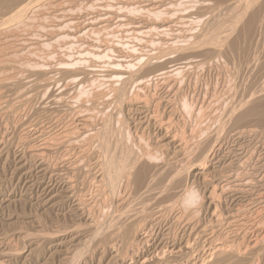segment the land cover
Here are the masks:
<instances>
[{
    "label": "bare ground",
    "instance_id": "6f19581e",
    "mask_svg": "<svg viewBox=\"0 0 264 264\" xmlns=\"http://www.w3.org/2000/svg\"><path fill=\"white\" fill-rule=\"evenodd\" d=\"M41 0H0V14H1V12H3V11H5V13L7 14H9L10 16H8V21H9V19L10 20H23V19H26V17L28 16V14L31 12V11H33L34 9V7L36 6V5H38V4H41V3H39ZM43 1V0H42ZM56 1V0H55ZM61 1V0H60ZM72 1V0H71ZM77 1V0H76ZM79 1V0H78ZM83 1V0H82ZM88 1V0H87ZM101 1V0H100ZM103 1V0H102ZM106 1H108V0H106ZM105 0L103 1V2H106ZM120 1V0H119ZM122 1V0H121ZM131 1V0H130ZM130 1H128L129 3H130ZM133 1V0H132ZM137 1V0H136ZM136 1L135 2H133L134 4L136 3ZM141 1V0H140ZM152 1H157L158 3H159V1H160V3L159 4H161V2H162V0H151V2ZM187 1V0H186ZM194 1V0H193ZM196 1V0H195ZM203 1V2H202ZM205 1H207V0H199V2L198 3H200V2H202L201 4H203V3H205L206 4V2ZM213 2H216L217 4H215V6H216V9L218 8L217 7V5L219 6V3H222V7H221V4H220V6H219V8L221 7V10L220 11H224L223 9H225L224 7L225 6H227V4L226 5H223V3H226V0L224 1V0H212ZM211 0H209L208 1V3L210 2V5H212L213 6V4L211 3L212 2ZM229 1V0H228ZM227 1V3H229V2H234V0H230L229 2ZM236 1V0H235ZM240 1V0H239ZM243 1H245V2H242V0L240 1V2H242V3H244L245 4V6L249 9H251V10H253L252 9V7H250V5H252V3H254L255 1L257 2V4H259V5H261V0L259 1V3H258V0H243ZM70 2V1H69ZM91 2V1H90ZM89 2V3H90ZM93 2H94V0H93ZM97 2V1H96ZM95 2V3H96ZM110 2V1H109ZM124 2V1H123ZM128 2H126V5L127 6H129V3ZM150 1L149 0H144L142 3H146V6H145V8L147 7L148 9H149V7L150 8H154V7H151V6H153V5H155L154 4V2H152L153 3V5H150V3H149ZM163 2H168V0L167 1H163ZM163 2H162V4H163ZM176 2H179V4H180V0H169V3L168 4H170V3H176ZM182 2V1H181ZM189 2H191V1H189ZM238 1H236V2H234V3H237ZM240 2H238L236 5L235 4H233V3H231V5H233V7L234 6H236V8H240V6L242 5H240L239 3ZM51 3H54V2H50V4ZM78 4H79V2H77ZM92 3V2H91ZM98 3V2H97ZM106 3H108V2H106ZM138 3V4H137ZM136 4L137 5H139V3L140 2H137ZM158 3H156V4H158ZM185 3V2H184ZM188 3V2H187ZM186 3V4H187ZM193 3V2H192ZM44 4V3H43ZM49 3L47 4V5H50ZM101 4V3H100ZM109 4V3H108ZM124 4V3H123ZM161 4V5H162ZM167 4V5H168ZM171 4V5H172ZM181 4H183V3H181ZM262 4H264V2H263V0H262ZM93 5V4H92ZM95 5V4H94ZM131 5V4H130ZM142 4L140 3V6H141ZM161 5H159V6H161ZM164 5V4H163ZM175 5V4H174ZM184 5V4H183ZM182 5V6H183ZM190 5H191V3H190ZM190 5H187V8H188V6H190ZM195 5V4H194ZM193 5V6H194ZM210 5H209V7H210ZM229 5H230V3H229ZM231 5H230V8H233V7H231ZM239 7H238V6ZM41 6V5H40ZM39 6V7H40ZM53 6V5H52ZM105 6V5H104ZM109 6V5H108ZM123 6V5H122ZM121 6V7H122ZM126 6V7H127ZM139 6V7H140ZM143 6V5H142ZM157 6V5H156ZM158 6V7H159ZM170 6V5H169ZM186 6V5H185ZM192 6V5H191ZM192 6V7H193ZM197 6V5H196ZM205 6V5H204ZM203 6V7H204ZM211 6V7H212ZM214 6V7H215ZM224 6V7H223ZM249 6V7H248ZM257 6V5H256ZM255 6V4H254V8H257V7H259V6H257L256 7ZM263 6V5H262ZM39 7H37V8H39ZM43 7V6H42ZM49 7V6H48ZM47 7V8H48ZM51 7V6H50ZM81 7V6H80ZM96 7V6H95ZM101 7H103V6H101ZM107 7V6H106ZM114 7V6H113ZM120 7V6H119ZM131 7V6H130ZM137 7V6H136ZM144 7V6H143ZM162 7V6H161ZM176 7H178V6H176ZM184 7V6H183ZM195 7V6H194ZM206 7V6H205ZM210 7V8H211ZM241 7H243V5L241 6ZM261 7V6H260ZM36 8V7H35ZM37 8H36V10H37ZM46 8V9H47ZM85 8V7H84ZM117 8V7H116ZM135 8V7H134ZM163 8H165V7H163ZM163 8H161L162 10H164ZM171 8V7H170ZM184 8H186V7H184ZM183 8V9H184ZM187 8H186V10H187ZM196 8V7H195ZM201 8V7H200ZM199 8V9H200ZM223 8V9H222ZM227 8V7H226ZM263 8V7H262ZM262 8H260V12H259V14L261 13L262 14V12L264 13V11H261V9ZM33 9V10H32ZM49 9V8H48ZM119 9V8H118ZM128 9H130V8H128ZM131 9H132V7H131ZM148 9H145V10H148ZM155 9V8H154ZM153 9V10H154ZM160 9V10H161ZM189 9H190V7H189ZM194 9V8H193ZM196 9H198V8H196ZM202 9V8H201ZM200 9V10H201ZM205 9H208V7L207 8H205ZM244 9L246 10V8L244 7ZM244 9L242 10V13L240 12V14H242L243 15V11H244ZM36 10H34V12L36 11ZM61 10V9H60ZM96 10H98V9H96ZM101 10V9H100ZM109 10V9H108ZM133 10H135V9H133ZM137 10H138V8H137ZM144 10V9H143ZM152 10V9H151ZM172 10V9H171ZM179 10V9H178ZM185 10V9H184ZM204 10V9H203ZM210 10V9H209ZM209 10H207L208 12H209ZM214 10V9H213ZM230 10V9H229ZM239 10H241V9H239ZM251 10H250V12H246V11H244V14H248L249 16H250V14L252 13L251 12ZM257 10V9H256ZM67 11V10H66ZM92 11V10H91ZM115 11V10H114ZM149 11V10H148ZM155 11V12H154ZM153 12H150V13H153V14H155L156 13V11H158V9L157 10H154ZM164 11H166V10H164ZM181 11V10H180ZM188 11V10H187ZM193 11H195L196 12V14H197V11L196 10H193ZM207 11H205L204 13H207ZM216 11V10H215ZM219 11V10H218ZM219 11V12H220ZM225 11H227L226 13H225V15L227 14V13H229V12H231V10L228 12V8H227V10L225 9ZM224 11V12H225ZM259 11V10H258ZM46 12V11H45ZM54 12V11H53ZM52 12V13H53ZM63 12V11H62ZM61 12V13H62ZM72 12V11H71ZM109 12V11H108ZM111 12H112V10H111ZM117 12V11H116ZM125 12V11H124ZM138 12V11H137ZM187 13L186 11H183V13ZM212 12V11H211ZM211 12H209V13H211ZM214 12V11H213ZM212 12V13H213ZM219 12H218V14H219ZM235 12V10H233V12L232 13H234ZM239 12V11H238ZM237 11H236V13H238ZM4 13V12H3ZM4 13V14H5ZM39 13V12H38ZM56 13V12H55ZM58 13V12H57ZM68 13V12H67ZM120 13V12H119ZM141 13V12H140ZM142 13H144V11L142 12ZM145 13H146V11H145ZM158 13H159V11H158ZM165 13V12H164ZM182 13V12H181ZM184 13V14H185ZM199 14H198V17L200 16V11L198 12ZM204 13H202L203 14V17H204ZM208 13V14H209ZM211 13V14H212ZM215 13H217V12H214V14L213 15H215ZM221 14H219L221 17L220 18H222V13L223 12H220ZM235 13V14H236ZM250 13V14H249ZM253 13H257V15H258V12H254L253 11ZM7 14V15H8ZM31 14V13H30ZM32 14H33V12H32ZM113 14V13H112ZM112 14H110V15H112ZM121 14V13H120ZM147 14L149 15V13L147 12ZM163 14V13H162ZM167 14V13H166ZM165 14V15H166ZM189 14V16H190V12L188 13ZM187 14V15H188ZM201 14V15H202ZM229 14H231V13H229ZM239 14V13H238ZM260 14V15H261ZM57 15V14H56ZM74 15V14H73ZM100 15V14H99ZM107 15V14H106ZM109 15V16H110ZM116 15V14H115ZM134 15V14H133ZM139 15V14H138ZM143 15H146V14H143ZM158 15H160V14H158ZM158 15H156V17L158 16ZM168 15V14H167ZM179 15V14H178ZM186 15V14H185ZM213 15H212V17H213ZM218 15V16H219ZM234 15V14H233ZM242 15H240V18H244V19H246L245 17H243ZM252 15V14H251ZM254 15V14H253ZM256 15V14H255ZM61 16V15H60ZM72 16V15H71ZM87 16V15H86ZM91 16V15H90ZM94 16V15H93ZM103 16V15H102ZM105 16V15H104ZM154 16V15H153ZM163 16H164V14H163ZM182 16H183V14H182ZM182 16H181V18H182ZM189 16H188V20H189ZM196 16V15H195ZM194 16V17H195ZM206 16H207V14H206ZM215 16H217V14L215 15ZM226 16H228V14L226 15ZM230 16V15H229ZM236 16V15H235ZM239 16V15H238ZM249 16H247V18L249 17ZM264 16V15H263ZM262 16V17H263ZM49 17V16H48ZM73 17V16H72ZM101 17V16H100ZM113 18H114V16H112ZM112 17H110V19L111 20H109V22L110 21H112ZM115 17H117V15L115 16ZM118 17H119V15H118ZM122 18H123V16H121ZM127 16H125V18H126ZM147 18H148V16H146ZM170 17V16H169ZM174 17V16H173ZM193 17V16H192ZM197 17V22H196V24L197 25H199L198 24V18ZM202 17V16H201ZM202 17V18H203ZM208 17V16H207ZM212 17H209L208 19H211L210 21L211 22H209L208 21V19L206 18L205 20H207L208 21V23H206L205 25H204V23H203V25L202 26H200V27H203L202 29L198 26V29H197V25L196 24H194V26L196 27V31L198 32V34H195L193 37L190 35V37H191V39L188 41V42H185V46H179L178 44H177V42H179L180 41V37L178 36L180 33L178 32V37H179V41L178 40H174V41H177L176 42V44H175V42L173 43V44H175V48L173 47V46H171L170 44H168L170 47H173L174 49H172L173 51H175L176 53H177V55L175 54V52H174V54L176 55V57L175 58H166L163 62H159V60L161 59V58H165V56H167V57H169V55L171 54V53H173L171 50H169V48H168V50L171 52L170 54L167 52H164V53H166V54H164L163 53V51H161L160 50V53H155V54H151V55H146V57H142L141 56V52L143 51V49L145 48V45H146V47H147V44H146V42L148 41V39L145 41V43H143L142 44V46L144 47V48H141L142 49V51H139V50H141L139 47V52H140V54H137L138 52H136V54L137 55H139V57H135V58H131L130 56L129 57H124L123 56V54L125 55L126 53H128V52H126L124 49H122V50H124L126 53H124V52H122L121 51V49L120 48H118V45L117 44H115L114 42H112V43H114L115 45H117V46H107L106 45V47H102V48H99L100 46H101V44L99 43V45L100 46H98V47H95L94 46V48L95 49H89V47H91V46H89L88 47V49H89V51H90V54H91V56L93 57V58H98L99 59V57L98 56H100V57H102L103 59L104 58H108L110 55H112V54H117V56L115 57L114 56V58H117V60H114L113 61V59H112V61L111 62H108V61H105V62H101L100 60V64H102L103 66H104V69H105V67L108 69V70H106V72H105V70H103V73L102 74H104V72L105 73H108V74H104V75H106L107 77H109V79H111L112 78V80H110V81H114V82H110V81H108V83L110 82V84L112 85L111 86V94H108L107 95V93H109V92H107L106 93V91L105 92H103V93H101L102 92V90H101V92L100 93H95V91L96 90H98V88H94L95 89V91H93L91 88H90V86H91V83L90 82H92L90 79L91 78H88L90 81H89V87H85V83H87V82H85V81H88V79H87V76H85V75H87L88 73H90L91 71L89 70V69H92L91 67H93V65L96 63V64H98L95 60H93L92 58H90V59H92L93 60V62H94V64L93 65H91V67L90 66H86V68L85 67H81L80 69L81 70H78L79 68H77V67H75L74 69L75 70H77V71H75L74 69H73V72L70 70V72H66V73H64V72H60V70L62 69V66H60L61 64H63V63H57V59L58 60H61L62 58H63V56H62V58L60 59V57L59 56H55V55H59V54H55L54 53V56L55 57H53V55H52V58H56V57H59V58H57L55 61H56V63L58 64V66H60V67H58V69L56 68V70H59L60 68V70H59V78L61 77V81H63V80H66V79H70L71 80V78H72V80L71 81H73V80H76V79H78V81H82V78L84 79V76L86 77V79L87 80H83L85 83V85L83 84V83H81V82H79V83H81L82 85H84L83 87L85 88V89H91V92L93 91L94 92V94H93V96L89 99L90 100V103L88 102V104H90V106L92 105V107L93 106H95L96 104H98V101L99 102H101V106L100 107H103V105L102 104H107V103H104V102H106V97L107 96H109V95H111V96H109V97H111L109 100H110V104L108 105L107 104V107H108V109L110 108L111 110V113H110V111H109V116H107V113H108V110H107V113H106V117H105V113L103 114V113H100V114H103V116L105 117V119H104V117H102V122H101V120H99V119H97L98 120V123L100 124V122H101V124L100 125H98L97 126V124H96V127L97 128H92L93 130H94V132H92L91 130V132L93 133H91V132H89L88 133V128L89 127H91V126H94V124L93 123H91V121L90 120H92V119H90L91 117H92V115H91V117L90 116H88V117H85V116H87L85 113H84V118H82L81 120H79V121H77L78 122V127H79V129L77 130L76 129V125H74V126H76L75 128H74V126L72 127V128H74V129H76L78 132L80 131V133L78 134L77 132H76V134L78 135V136H83V135H85L86 133H87V135L88 134H92V135H86V137L88 138V143H86V141L85 140H87V139H83V140H81V142L83 143V141H85V145L83 146V145H81V144H79L77 147H81L80 149H79V151H77V153L75 152V151H73V150H71L72 151V153H74L75 152V154L77 155V157L75 158V159H78V160H80L81 158H86L85 160H87L88 159V161H89V163H91V161L90 160H92L93 161V163H92V165L94 166L95 165V169L97 170H93L95 173L97 172V176L96 177H94V174L92 173V175H93V177H92V175L91 174H89V177H90V175H91V177L93 178V180H92V178H91V180L93 181V183H91V182H88L87 180V184L89 185L90 183V186H88L89 188L91 187V189L92 188H94L95 190H94V192H95V197H96V200H98L97 199V197H101V198H99V199H101L98 203H100L99 204V206L101 207V208H98V209H95L96 207V205H98V204H96L97 202H95V200L93 201V206H90V205H87V202L89 201V203H90V201L91 200H89L88 199V201H85V199L83 200L80 196L79 197H77V193H78V191L77 192H75V188L77 187V186H75V181L76 180H78V181H76V183H78L80 180L79 179H77V178H79V177H82L83 178V176L82 175H85L84 177H86V176H88V171H90V170H88V169H90V167L87 169V168H84L85 170H87V172L85 173V171L82 169L81 171H83L84 173L83 174H81L80 173V171H78V174H81V175H79V177H78V174L75 176L76 177V180L75 181H72L70 178H67L66 179V181H61V179H60V181H59V183H54V184H56V186H59V188L61 189L60 191H56L55 193H56V195H57V192H59L58 193V195H60V193L62 194V196L64 197V199H65V201H67V200H70V199H72V201L74 202V206H75V208H76V211L78 212H80L81 214H85L86 215V217H87V219H85V220H87V225H84V222L83 221H81V223H76L75 221V223L76 224H74V226L71 224L72 222L71 221H69V222H71V223H69V225L71 226V227H69V225H65V227L66 226H68L66 229L64 228L63 229V226H62V229H60V227H59V225H58V227H57V229L59 228V230H57L56 231V229H54L55 231H53L54 233L53 234H47L48 232H50V231H52L51 229H53V227H54V225H53V223H52V225H53V227L50 229L49 228V231L47 230V233L46 232H44L45 234L44 235H42L43 234V232H41L42 234H39L38 233V231H40V230H37L35 227L36 226H34V228L36 229H34V232L35 231H37V233L39 234H37V233H34L35 235H36V237H35V235H33L34 236V238L32 237V232H31V236L30 237H32V238H29L28 237V235L30 234H28V232L27 233H25V234H15L14 235V237L16 238V239H19V240H21V241H24L25 242V239H28V246L31 244V245H35V247L33 248V249H29V252H27L28 254L25 256H23L22 254L21 255H19V253H21V252H19V250L18 249H16L15 250V248H14V250L11 248V238L9 239V238H6V237H8L6 234H5V237H2V235H1V233H0V264H10V263H12V261H18V260H26V259H29V258H32L33 260H34V263H36V264H87V263H85L86 261H85V258H87V257H89L88 255H92L93 253H94V251L95 250H100L101 252H103V254L104 255H107L109 258H108V263L109 264H127V261H129V263L128 264H179L178 263V260L180 261V260H184V258H185V263L186 264H255V257H257V256H255V254L259 251V253H260V251L262 252V249L264 250V246L263 245H261V244H264V216H262V215H258L257 217L255 216V215H253L254 217H256L255 219H253V217L251 216L254 212L252 211H250L249 210V208L248 207H250V206H252V205H250L251 203H257V204H259V203H263V200L262 199H264V196L263 197H260L259 198V196H260V194H259V196L258 195H256L255 194V190H254V188H255V186H253V185H255L254 183H256V182H252V176L254 175H247V174H249V173H251V172H248V171H251V170H253L254 168H257L258 167V165H257V167H252V169L251 170H247V168L248 167H250V164H251V162L253 161V159H254V154H253V152L252 151H254V150H250V147H253L254 148V146H250V147H248L247 145H245L244 147H248V149H249V151H247V148H246V150H245V152L246 153H244L245 154V157H244V154H243V159H245L244 161H242L243 159L241 158V156H242V153H241V151H243L242 150V145H241V148L238 146H236L237 148L235 149L234 147V149L232 148V149H230L229 148V146H228V144H229V140L231 139L232 140V138H235V140H238V141H241L242 143L241 144H243V140H249L250 141V143L252 142L253 143V145L256 143H259V144H261L262 146H264V85H260L261 86V88H259V89H257L255 86H259V82H258V84H256V79H255V77L257 76V80H261V79H263L264 80V78H262V77H264V76H262V74H264V73H262L261 74V76H259L258 74H260V73H255V77H254V80H255V83H254V80H253V82H248L247 80L246 81H244L246 84H247V82L249 83V84H244V88L243 89H238V87H237V89H235V91L233 92V90H232V92H233V95L231 96V98H230V103L227 101V102H225V100H227V97L225 98V96H227V92H226V95H224V103H222L221 104V107L223 108V106L222 105H225V103H228V105L226 106V108H224V109H222V113L220 114V112H216L215 110H214V113H218V117L217 118H215L216 116H217V114H215L214 116V118L212 117V121H210L211 123H213V126H212V124H211V126L210 125H206V127H203V123H201V122H199V120H197L196 119V125H197V123H200V124H202V127L203 128H199V126H194V125H191V124H189V122H187L191 127H189V125L187 124V126L186 127H188V128H186L185 127V125H183V126H180L181 127V129H180V131H176V130H171V129H169V127H170V124H169V127L168 126H166V125H168L166 122H164V120H163V122L164 123H166V125H164L163 126V122H161L159 119L157 120V118H156V116L159 114V112H161L160 110H162V113H166L167 115H168V118L169 117H172V116H174L176 113H178L177 111H178V109H179V106H180V104H181V102H182V104H181V109L182 108H186V110H187V105H186V103L185 102H187V101H184V98H183V101H181L180 102V100H182V99H180L181 97H183L182 95V92H183V90H182V88L184 87L183 85H184V82H182L181 81V83H179L180 81H178V80H174L173 79V75H175V74H177V73H179V71L181 70V69H183V68H186V66L187 65H189L188 64V62H187V60H190L191 58H193V59H195L196 58V60H197V58H199L200 56L201 57H203L204 58V56H205V59H207L208 58V61L209 60H211L212 61V55L213 54H215V55H217V54H219V55H217L216 56V58L218 57V56H220L219 58H221V55L223 54V56H224V54H226V56L227 55H229V54H233V53H236V52H238V50H239V48H237L238 47V44L236 43V41L234 40L233 41V39H231V40H229V38H230V36L229 35H233V34H235V28L237 27H240V30L241 29H243V31L242 32H240V33H242V38H243V41H244V37H247L248 36V38H249V42H252L251 40H253L252 38H251V35L249 36L248 34H249V31H250V29H251V24H250V21H248L249 20V18H248V20H245L244 21V19L242 20V21H244V23H240V24H242L243 25V27L242 26H237L238 25V21H234V23H230L231 21L233 22V18H231V19H233V20H231V21H229V20H227L226 19V17H225V19L224 18H222V19H224L225 21L227 20V22L228 23H230V24H232V25H227L225 22H223V20L221 21V19H220V21H219V19H218V17H216V19L218 20H215V17L214 18H212ZM230 17H234V16H230ZM229 17V18H230ZM251 17H253V16H251ZM251 17H250V20H251ZM261 16H259V19H261L260 18ZM38 18V17H37ZM50 18V17H49ZM64 18V17H63ZM66 18V17H65ZM70 18V17H69ZM90 18V17H89ZM109 18V17H108ZM128 18V17H127ZM131 18V17H130ZM144 18V17H143ZM142 17H141V19H143ZM147 18H145V19H143V20H141V21H136L135 20V18H134V20H128V26H130V27H132V25H134V27H132V29H133V32L132 33H130L129 35L131 36V34H133V33H137L138 31H141L143 28H148V29H150L149 27H150V25H151V23L149 24V22H144V20L145 21H152L150 18L151 17H149L148 19ZM164 18V17H163ZM167 18V17H166ZM180 18V19H181ZM185 18L187 19V16H185ZM205 18V17H204ZM228 18V19H229ZM107 19V18H106ZM105 19V20H106ZM133 19V18H132ZM137 19V18H136ZM140 19V18H139ZM158 19H159V17H158ZM162 19V18H161ZM165 19V18H164ZM167 19H169V18H167ZM174 19V18H173ZM180 19H179V21H180ZM183 19H184V16H183ZM236 19H238V17H235V20ZM254 21L256 20H258L259 22H256L257 24H259V26L260 25H262V24H264V23H262L261 24V22H260V20L257 18H252ZM262 19H264V18H262ZM262 19H261V21H262ZM41 20V19H40ZM72 20H75L74 18H72ZM78 20H80V19H78ZM77 20V22H84L83 21V19H81L82 21H78ZM84 20L87 22V20L84 18ZM104 20V19H103ZM101 18H100V20H98V22H95V24H93V25H96L97 23L99 24V21H101L100 22V24H101V26H99V25H97V26H93L92 25V21H90L91 22V24L90 25H85V26H83V28H81L82 26H80V29L81 30H79V28L78 29H75V30H79L80 32L79 33H83V30H86L87 32L86 33H88L89 31H90V33L92 32L93 33V35H94V33L97 31V30H100V28H102V26L104 27V25H108V22H107V24H104L103 21ZM117 20V19H116ZM119 20H121V19H119ZM119 20L117 21L118 22V24H119ZM123 20V19H122ZM126 21H127V19H125ZM123 21V23H125L126 21ZM160 20V19H159ZM170 20V19H169ZM168 20V21H169ZM176 21L178 20V18L177 19H175ZM190 20H192V19H190ZM193 20H194V18H193ZM1 21V20H0ZM7 21V22H8ZM52 21V20H51ZM55 21V20H54ZM107 21V20H106ZM105 21V22H106ZM113 21H115V19H113ZM163 21H165V20H163ZM167 21V22H168ZM182 21V20H181ZM185 21V20H184ZM187 21V20H186ZM185 21V22H186ZM203 21H204V19H203ZM202 21V22H203ZM206 21V22H207ZM253 21V22H254ZM28 22H30V21H28ZM56 22V21H55ZM75 22V21H74ZM73 22V23H74ZM116 22V21H115ZM158 22V21H157ZM167 22H165V23H167ZM174 22L175 21H173L172 23L174 24ZM201 22V21H200ZM205 22V21H204ZM222 22H223V24L224 25H226V26H228L229 28H230V33H228V34H226V33H224L223 34V30H225L224 28H223V26H222ZM247 22V23H246ZM249 22V23H248ZM252 22V21H251ZM32 23V22H31ZM47 23V22H46ZM76 23V22H75ZM81 23V24H82ZM122 23V24H123ZM153 23H154V21H152V25H153ZM176 23V22H175ZM181 23V22H180ZM180 23H179V25H180ZM184 23V22H183ZM189 23V22H188ZM193 23H195V22H192V24ZM30 24V23H29ZM34 24V23H33ZM42 24V23H41ZM58 24V23H57ZM81 24H79V25H81ZM102 24H104V25H102ZM129 24H132V25H129ZM154 24H157V23H154ZM160 24H163L161 21H160ZM182 24V23H181ZM185 24V23H184ZM202 24V23H201ZM239 24V25H240ZM254 24V23H253ZM253 24H252V26H253ZM8 25H9V23H8ZM25 25H27V24H25ZM55 25V24H54ZM75 25V24H74ZM73 25V26H74ZM76 25H78V24H76ZM79 25L77 26V27H79ZM114 25V24H113ZM124 25V24H123ZM123 25H121V26H123ZM137 27H136V26ZM152 25H151V27H152ZM159 25V24H158ZM175 25H178V24H174V26ZM179 25L178 26H175L176 28H178L179 27ZM188 25V24H187ZM189 25H190V23H189ZM29 26V25H28ZM31 26V25H30ZM62 26V25H61ZM72 26V27H73ZM110 26H112V25H110ZM109 26V28H110V31H112L111 29V27ZM141 26H144V27H141ZM169 26V25H168ZM184 25L182 24V27H183ZM191 26V25H190ZM231 26V27H230ZM254 26H256V24L254 25ZM264 26V25H263ZM262 26V27H263ZM22 27H24V26H22ZM37 27V26H36ZM40 27H41V25H40ZM46 27V26H45ZM75 28H76V26H74ZM73 27V28H74ZM106 28H107V26H105ZM104 27V28H105ZM118 27V26H117ZM125 27H127L126 25H125ZM181 27V26H180ZM192 27H193V25H192ZM195 27H194V29H195ZM225 27V26H224ZM242 27V28H241ZM257 27V29H259V27L258 26H256ZM7 28V27H6ZM33 28V27H32ZM70 28H71V26H70ZM69 28V29H70ZM114 28H116V27H114ZM120 27H118V29H119ZM123 28V27H122ZM152 28H154V27H152ZM151 28V29H152ZM158 28H161V25H160V27H158ZM163 28V27H162ZM162 28L160 29V30H162ZM169 28H170V26H169ZM174 28V27H173ZM175 28V29H176ZM199 28H200V33H199ZM228 28V29H229ZM253 28V27H252ZM21 29V28H20ZM54 29V28H53ZM117 29V28H116ZM150 29V30H151ZM155 29H156V27H155ZM163 29H166V28H163ZM174 29V30H175ZM180 29V28H179ZM183 29H184V27H183ZM188 29H192V28H189V26H188V28H187V31H188ZM256 29V30H257ZM14 30V29H13ZM61 30V29H60ZM96 30V31H95ZM108 30V29H107ZM122 30V29H121ZM128 30V29H127ZM127 30H125L126 32H127ZM157 31L159 30V29H156ZM167 30H168V28H167ZM166 30V31H167ZM181 30H182V28H181ZM181 30H179L180 32H181ZM234 30V32H233V34H231V32ZM237 30H239V29H237ZM251 30H253V29H251ZM255 30V31H256ZM260 30V29H259ZM5 31V30H4ZM8 31V30H7ZM22 31V30H21ZM28 31V30H27ZM31 31V30H30ZM35 31V30H34ZM54 31V30H53ZM93 31H95V32H93ZM102 31H103V29H102ZM101 31V32H102ZM109 31V30H108ZM120 31V30H119ZM153 31V30H152ZM162 31H164V30H162ZM165 31V32H166ZM170 31V30H169ZM168 31V32H169ZM175 31H178V30H175ZM174 31V32H175ZM184 31V30H183ZM193 31V30H192ZM258 31V30H257ZM257 31H256V33H257ZM262 31H264V30H262ZM33 32V31H32ZM41 32V31H40ZM85 32V31H84ZM100 32V33H101ZM105 32H107V31H105ZM104 32V33H105ZM113 32H115L116 33V30L114 31V29H113ZM122 32H124V31H122ZM122 32H120V33H122ZM126 32H125V34H126ZM146 32V31H145ZM197 32H194V33H197ZM239 32V31H238ZM252 32V31H251ZM259 32V31H258ZM260 32H261V30H260ZM54 33V32H53ZM62 33V32H61ZM69 33V32H68ZM89 33V34H90ZM97 33V32H96ZM95 33V34H96ZM100 33H97V34H100ZM141 33V32H140ZM142 33H144V32H142ZM159 33H161V32H159ZM177 33V32H176ZM184 33V32H183ZM183 33H182V35H183ZM187 33V32H186ZM185 33V35H187ZM192 33V32H191ZM236 33H237V31H236ZM255 32L253 31V34H254ZM255 33V34H256ZM263 33V32H262ZM85 34V33H84ZM83 34V35H84ZM96 34V35H97ZM106 34V33H105ZM104 34V35H105ZM108 34V33H107ZM111 34H114V33H110V36H116V35H111ZM119 33H117V35H118ZM123 34V33H122ZM167 34V33H166ZM188 34H189V31H188ZM222 34V35H221ZM226 34V35H225ZM250 34H252V33H250ZM264 34V33H263ZM72 35H73V32H72ZM75 35V34H74ZM90 35H92V34H90ZM101 36L103 35L102 33L100 34ZM136 35V34H135ZM138 35V34H137ZM163 35V34H162ZM168 35V34H167ZM182 35H181V37H182ZM185 35H183V36H185ZM239 35V34H238ZM258 35H260V34H258ZM44 36V35H43ZM56 36V35H55ZM76 36V35H75ZM79 36V35H78ZM87 37H88V34L86 35ZM98 36V35H97ZM119 36V41H117V40H115V41H117L118 43L119 42H122V39H123V37L125 38V35H121V36H123V37H121L122 39H121V41H120V35H118ZM117 36V37H118ZM127 36V35H126ZM129 36V37H130ZM220 36H222V37H220ZM236 36V35H235ZM240 36V35H239ZM254 36V35H253ZM261 36H262V34H261ZM79 37H81V34H80V36ZM82 37H84V36H82ZM94 37V36H93ZM117 37H115L116 39H117ZM137 37V36H136ZM186 37V36H185ZM187 37H188V35H187ZM232 37V36H231ZM256 37L257 36H255V38L254 39H256ZM54 38V37H53ZM52 38V39H53ZM65 38V37H64ZM76 38H78V37H76ZM85 38V37H84ZM84 38H82V39H84ZM98 38H100V37H98ZM102 38V37H101ZM100 38V39H101ZM106 38V37H105ZM111 38V37H110ZM109 38V40L108 41H111V39ZM131 38V37H130ZM146 38H149V36L148 37H146ZM159 38V37H158ZM164 38V37H163ZM167 38V37H166ZM174 38H176V37H174ZM234 38V37H233ZM251 38V39H250ZM259 38L260 39H262V38H264V36L263 37H257V39L259 40ZM3 39V38H2ZM22 39V38H21ZM36 39V38H35ZM62 39V38H61ZM70 39V38H69ZM96 38L94 37L93 38V40H91V42H88V44L89 43H92L94 40H95ZM112 39H114L113 37H112ZM185 39V38H184ZM188 39H189V37H188ZM235 39V38H234ZM239 39H240V37H239ZM75 41H76V39H74ZM87 40V39H86ZM99 40V39H98ZM102 40V39H101ZM101 40H99L101 43H102V41ZM127 39L125 38V41H126ZM150 40H151V37H150ZM161 40V39H160ZM162 40H165V39H162ZM182 40V39H181ZM186 40V39H185ZM237 40V39H236ZM18 41H21V40H18ZM29 41V40H28ZM37 41V40H36ZM96 41V40H95ZM106 41V39H104V43H106L105 42ZM114 41V40H113ZM140 41V40H139ZM142 41V40H141ZM144 41V40H143ZM154 41V40H153ZM173 41V40H172ZM183 41V40H182ZM187 41V40H186ZM238 41V40H237ZM242 41V40H241ZM255 41L256 42H258L257 40H254V42H252V43H255ZM263 42H260V44L261 43H264V40H262ZM26 42V41H25ZM59 42V41H58ZM63 42V41H62ZM98 42V41H97ZM97 42H96V44H97ZM148 42H150V41H148ZM147 42V43H148ZM152 42V41H151ZM158 42V41H157ZM160 42V41H159ZM169 42V41H168ZM181 42V41H180ZM245 42V41H244ZM7 43V42H6ZM16 43V42H15ZM37 43V42H36ZM48 43V42H47ZM65 43V42H64ZM80 43H82V42H80ZM84 43V42H83ZM87 42H85L84 44H86ZM108 43V42H107ZM106 43V44H107ZM125 43V42H124ZM124 43H121L122 45L124 44ZM128 43V42H127ZM131 43H133V41L131 42ZM182 43V42H181ZM181 43H179V44H181ZM239 43V46H240V42H238ZM243 43V42H242ZM13 44V43H12ZM38 44V43H37ZM93 44H94V42H93ZM93 44H92V46H93ZM109 44V43H108ZM110 44H111V42H110ZM120 44V45H121ZM129 44V43H128ZM134 44V43H133ZM139 44V43H138ZM167 44V43H166ZM246 44V43H245ZM259 44V43H258ZM258 44H256V46L258 45ZM24 45V44H23ZM36 45V44H35ZM55 45V44H54ZM66 45H67V43H66ZM81 45H83V44H81ZM105 44H103L102 46H104ZM112 45V44H111ZM122 45L120 46V47H122ZM129 45H131V44H129ZM128 45V47H130L129 49H130V55H131V46H129ZM182 45H183V43H182ZM244 45V44H243ZM243 45H242V47H243ZM20 47L22 46V45H19ZM27 46H29V45H27ZM26 46V47H27ZM30 46H31V44H30ZM29 46V47H30ZM38 46V45H37ZM40 46H41V44H40ZM79 46V45H78ZM84 46H88V45H84ZM126 46V45H125ZM124 46V47H125ZM132 46H134V45H132ZM137 45H135V47H136ZM141 46V45H140ZM149 46V45H148ZM162 46L163 45H161L160 47L162 48ZM165 46V45H164ZM248 46V45H247ZM255 46V45H254ZM255 46V47H256ZM33 47V46H32ZM31 47V48H32ZM55 47H57V46H55ZM61 47V46H60ZM81 47V46H80ZM123 47V48H124ZM128 47H126V49L128 48ZM154 47H156V46H154ZM241 47V46H240ZM257 47H261V45L259 46H257ZM3 48V47H2ZM9 48V47H8ZM46 48V47H45ZM69 48V47H68ZM149 48V47H148ZM244 49H247L248 47H246L245 48V46L243 47ZM243 48L242 49H240V50H242V52H243ZM262 48H263V46H262ZM22 50H24L23 48H21ZM28 49V48H27ZM26 49V50H27ZM57 49H58V47H57ZM75 49V48H74ZM73 49V50H74ZM82 49V48H81ZM84 49V48H83ZM82 49V50H83ZM88 49L86 48V49H84V50H87L88 51ZM128 49V50H129ZM133 49V48H132ZM136 49V48H135ZM146 49V48H145ZM150 49V48H149ZM156 49V48H155ZM250 49H252V48H250ZM254 49V48H253ZM255 49H258V48H255ZM31 50V49H30ZM80 50V49H79ZM78 50V51H79ZM152 50H153V48H152ZM264 50V49H263ZM262 50V51H263ZM20 51V50H19ZM31 51H33V50H31ZM77 51V50H76ZM89 51H88V53H89ZM133 51V50H132ZM136 51V50H135ZM145 51V50H144ZM154 51H156V50H154ZM248 52L247 53H249V49L247 50ZM254 51V50H253ZM252 51V52H253ZM259 51V53L261 52L262 53V51H261V49L260 50H258ZM15 52H18V51H15ZM41 52V51H40ZM54 52V51H53ZM74 52V51H73ZM85 52V51H84ZM147 52V51H146ZM240 52V51H239ZM239 52L237 53V55L239 54ZM242 52H240L241 54H240V56L241 55H243L242 54ZM255 52V51H254ZM264 52V51H263ZM19 53V52H18ZM36 53V52H35ZM49 53V52H48ZM59 53V52H58ZM77 53V52H76ZM206 53H208L207 55H205ZM244 53V52H243ZM246 53V52H245ZM251 53V52H250ZM249 53V54H250ZM256 53H257V51H256ZM259 53H257V54H259ZM80 54V53H79ZM90 54H88V55H90ZM169 54V55H168ZM174 54H172V55H174ZM202 54V55H201ZM2 55H4V54H2ZM24 55V54H23ZM27 55V54H26ZM25 55V56H26ZM48 55V54H47ZM70 55V54H69ZM82 55H83V53H82ZM85 55V54H84ZM128 55V54H127ZM126 55V56H127ZM142 55H144V53H142ZM171 55V56H172ZM246 55V54H245ZM244 55V56H245ZM253 55H255V57H257L256 56V54L254 53ZM253 55H251V56H253ZM261 55V54H260ZM260 55H259V57H260ZM30 56V55H29ZM76 56V55H75ZM78 56H80L81 57V55H78ZM78 56H77V58H78ZM132 56V55H131ZM133 56H136V55H134L133 54ZM199 56V57H198ZM214 56V55H213ZM222 56V57H223ZM224 56L225 58H229V56ZM235 55H233V58H236V57H234ZM239 55H238V58H236V59H239V57H240ZM243 56V57H244ZM66 57V56H65ZM80 57H79V59H80ZM87 57V56H86ZM111 57V56H110ZM113 57V56H112ZM195 57V58H194ZM223 57V58H224ZM230 57H232V56H230ZM242 57V56H241ZM240 57V58H241ZM246 57V56H245ZM244 57V58H245ZM263 57V55H261V57L260 58H262ZM25 58V57H24ZM47 58V57H46ZM76 58V57H75ZM77 58L75 59V60H77ZM82 58V57H81ZM119 58V59H118ZM127 58H130V60H128ZM143 58H145V59H143ZM203 58H201V60H199L200 61V66H201V64H203V66H204V64H206L207 62H206V60L205 59H203ZM214 58V57H213ZM219 58H218V60H219ZM246 58H248V57H246ZM249 58H250V56H249ZM254 57H252V59H253ZM264 58V57H263ZM5 59V58H4ZM64 59V58H63ZM87 59V58H86ZM109 59V58H108ZM200 59V58H199ZM231 61L232 60H234L235 61V59H231V58H229ZM243 59V58H242ZM242 59H239L240 61L242 60ZM252 59H250V61L252 60ZM8 60V59H7ZM39 60V59H38ZM52 60V59H51ZM65 60V59H64ZM75 60H74V62H75ZM83 60H85V58H83ZM91 60V61H92ZM97 60V59H96ZM110 60V59H109ZM205 60V62L204 63H201V61H204ZM214 61H215V59H213ZM217 60V61H218ZM226 61H229V60H227V59H225ZM224 59H223V62L225 61ZM249 60V59H248ZM248 60H244V61H247L248 62ZM258 60V59H257ZM256 59H255V61H257ZM262 60V59H261ZM261 60H259V61H261ZM19 61H21V60H19ZM53 61V60H52ZM66 61H68L69 62V60H66ZM66 61H64V63L66 62ZM79 61V60H78ZM88 61V60H87ZM91 61H89V63L91 62ZM199 61H197V62H199ZM210 61V62H211ZM220 61V60H219ZM225 61V62H226ZM233 61V62H234ZM237 61V60H236ZM243 61V60H242ZM264 61V60H263ZM8 62V61H7ZM10 62H13V58H12V61H10ZM10 62H9V64H10ZM49 62V61H48ZM68 62H67V65H65V64H63V65H65L67 68L69 67L68 66ZM77 62V61H76ZM80 62H82V61H80ZM194 62H196V61H194ZM195 63V64H198V63ZM224 62V63H225ZM239 62V61H238ZM246 62V63H247ZM252 62L254 63V60H252ZM14 63H15V61H14ZM29 63V62H28ZM36 63V62H35ZM44 63V62H43ZM73 63V62H72ZM71 63V64H72ZM84 63L86 64L87 62H85L84 61ZM83 63V64H84ZM89 63H87V64H89ZM193 63V61L192 62H190V64H192ZM215 63H216V61H215ZM214 63V64H215ZM221 63V62H220ZM220 63L218 64V63H216V65L218 64V68L219 67H221V65H220ZM223 63V64H224ZM242 63V62H241ZM257 63H259V62H257ZM257 63H256V65H255V67H258L260 64H261V62H260V64L257 66ZM263 63V62H262ZM9 64H7L6 65V67L9 65ZM22 63H20V65H21ZM47 64V63H46ZM51 64H52V62H51ZM57 64H56V66H57ZM60 64V65H59ZM74 64V63H73ZM77 64V63H76ZM85 64H84V66H85ZM86 64V65H87ZM195 64H192V65H190V66H192L193 68H196L195 66ZM208 64H210V63H208ZM207 64V67L209 66ZM213 64V62H212V66L214 65ZM222 64V65H223ZM245 64V63H244ZM248 64V66H249V63H247ZM19 65V66H20ZM23 65V64H22ZM26 65V64H25ZM24 65V66H25ZM30 65V64H29ZM38 65H40V64H38ZM44 65V64H43ZM53 65H54V68L56 67L55 66V64H52V69H50V71L48 72V74L49 73H52L51 71L53 70ZM78 65L79 66H81L82 64H79L78 63ZM77 65V66H78ZM90 65V64H89ZM199 65H197V66H199ZM211 65V64H210ZM220 65V66H219ZM227 65V66H226ZM226 65H223V66H226V67H228L230 64H227L226 63ZM242 66L243 64H241L240 65V62H239V64H237L236 63V67L237 66ZM253 65V66H254ZM263 65V66H262ZM261 66H259V67H264V64H262ZM15 66H17L18 67V65H16L15 64ZM49 67H50V65H48ZM71 66V65H70ZM101 66V65H100ZM99 66V64L97 65V67H100ZM102 66V67H103ZM138 66V67H137ZM234 66V65H233ZM233 66H231L232 68H233ZM247 66V65H246ZM247 66V67H248ZM11 67H12V65H10L9 67H7L8 69L10 68L11 69ZM20 67H22V66H20ZM20 67H18V68H20ZM33 67V66H32ZM36 67V66H35ZM65 67V68H66ZM135 67H137V69L135 68ZM230 67V68H231ZM235 67V66H234ZM235 67V68H236ZM252 67V66H251ZM250 67V68H251ZM259 67H258V72H263V71H260V70H262L263 68H260L259 69ZM3 68V67H2ZM13 68H15V67H13ZM12 68V69H13ZM37 68H39V67H37ZM66 68V69H67ZM83 68H85V69H83ZM89 68V69H88ZM101 68V67H100ZM100 68H95V69H98V71L100 72ZM133 68V69H136L135 71H130L131 69ZM212 68V67H211ZM210 68V69H211ZM213 68H215L214 66H213ZM225 68V67H224ZM232 68L231 69H229L228 68V70L231 72V70H232ZM243 68L244 67H241V70H243ZM246 68V67H245ZM249 68V67H248ZM249 68V69H250ZM21 69L22 70H24L23 68H20V69H15V70H20V72H21ZM26 69V68H25ZM29 69V68H28ZM34 69V68H33ZM42 69V68H41ZM39 70V72L41 71V74H43L42 72L44 71V69H43V71L42 70ZM47 69H49V68H47ZM46 68H45V70H47ZM65 69V70H66ZM69 69V68H68ZM72 69V68H71ZM94 69V70H95ZM188 70H186L187 72H191V71H189L190 69H191V67H190V69L189 68H187ZM199 69V68H198ZM203 69H204V67H203ZM205 69H206V67H205ZM208 69V68H207ZM209 69V70H210ZM216 69V68H215ZM214 69V70H215ZM223 69V68H222ZM222 69H221V71H222ZM226 69V71H227V68H225ZM224 69V70H225ZM234 69V68H233ZM238 69L239 68H237V69H235L233 72H236V75L238 74V73H240L239 75H242L241 73L243 72V71H241V70H239L238 71ZM249 69H247V71H249ZM255 69V70H254ZM251 72H253V71H256V68H254ZM87 70H89V71H87ZM93 70V69H92ZM93 70V71H94ZM219 70H220V68H219ZM264 70V69H263ZM36 71V70H35ZM102 71V70H101ZM109 71V72H108ZM185 71V70H184ZM183 71V72H184ZM185 71V72H186ZM194 71H196V69H192V72L194 73ZM198 71V70H197ZM197 71L195 72L196 74H197ZM203 71H205V70H203ZM217 71H218V69H217ZM18 72V71H17ZM24 72H25V70H24ZM26 72H28L29 73V76H31V77H29L30 78V80H31V78H33V73L31 72V70L29 69V71L27 70ZM32 74H31V73ZM33 72H34V70H33ZM38 72V71H37ZM38 72V73H39ZM47 72V71H46ZM45 72V73H46ZM95 72H97V71H94V74H98V72L97 73H95ZM184 72V73H185ZM187 72H186V74H187ZM192 72L190 73L191 74V76L193 75L192 74ZM202 72V68H201V70H200V73ZM207 72V71H206ZM210 72V71H209ZM209 72L207 73V75L209 74ZM212 72V71H211ZM219 72V71H218ZM223 72V71H222ZM221 72V73H222ZM225 72V71H224ZM223 72V73H224ZM230 72H226V73H230ZM246 72V71H245ZM250 71L248 72L249 74L251 73ZM21 73H23V72H21ZM36 73V72H35ZM38 73H36L37 74V76H39L38 78H41L40 77V75L38 74ZM92 74H93V72H91ZM205 73V72H204ZM244 73V72H243ZM254 73H252L253 75H254ZM31 74V75H30ZM47 74V73H46ZM46 74H45V79L47 78H50V76H51V80L52 79H54L53 77H52V75L53 74H57L56 72L54 73V70H53V74L52 75H49L48 77H46ZM62 74V75H61ZM91 74V77L93 78V76L95 77H97V76H101L102 74H100V75H92ZM202 74V73H201ZM206 74V73H205ZM232 74V73H231ZM230 74V80H232L231 78H232V75ZM246 74V73H245ZM248 74V75H249ZM16 75V74H15ZM35 75V74H34ZM89 75V74H88ZM185 75V74H184ZM189 75V74H188ZM188 75H186L185 77H187ZM203 75V74H202ZM221 75V74H220ZM224 75V74H223ZM229 75V74H228ZM238 75V76H239ZM252 75V76H253ZM14 76V75H13ZM22 76V75H21ZM19 76L20 78H22V77H24V76H26V75H24V76ZM28 76V75H27ZM36 76V75H35ZM37 76L35 77V78H37ZM42 76H44V75H42ZM54 76V75H53ZM56 77H58L57 75H55ZM79 76H83L81 79L79 78ZM190 76V75H189ZM191 76L189 77L190 79H191ZM196 76H198V75H196ZM206 76V75H205ZM251 76V75H250ZM3 77V76H2ZM16 77V76H15ZM55 77V78H56ZM195 77V76H194ZM200 76H198L197 78H199ZM201 77H203V76H201ZM224 77V76H223ZM228 77V76H227ZM234 77H235V75H233V80H234V85H235V83H239L240 82V80L239 81H237L239 78H237V80H236V82H235V79H236V77H235V79H234ZM241 77V76H240ZM242 77H244V74H243V76ZM245 77H246V75H245ZM259 77V78H258ZM4 78H5V76H4ZM4 78H2L4 81H5V79L6 78H8V77H6L5 79ZM9 78H10V76H9ZM8 78V79H9ZM14 78V77H13ZM20 78L18 79L17 77L16 78H14V79H17V80H20ZM24 78H26V77H24ZM34 79V80H37V81H41L42 82V80H39V79ZM99 78V77H98ZM98 78H95V80H93L95 83L97 82V81H99V79ZM102 79H103V77H101ZM182 77H180V80H182L181 79ZM188 78V77H187ZM196 78V79H197ZM204 78V77H203ZM225 78V77H224ZM229 78V77H228ZM251 78L252 77H250V78H248V79H250L251 80ZM1 79V80H2ZM12 79V78H11ZM13 79V81H12V83H15V80ZM23 79V78H22ZM21 79V80H22ZM43 79V78H42ZM57 79V78H56ZM56 79H54L55 81V83L54 82H52L53 83V85L55 84L56 85ZM80 79V80H79ZM96 79H97V81H96ZM107 78H105L104 77V79L103 80H106ZM108 79V80H109ZM177 79V78H176ZM179 79V78H178ZM185 79V78H184ZM194 79V78H193ZM201 79V78H200ZM199 79V80H200ZM245 79H247V78H245ZM245 79H242V80H245ZM27 80H29V79H27ZM33 80V81H34ZM44 80V79H43ZM58 80V79H57ZM60 80V79H59ZM58 80V81H59ZM102 80V81H103ZM198 80V81H199ZM4 81H2L1 83H0V91H1V89H10L11 91H7L8 93H5V95L7 94H9V92H11L12 93V89H13V87L15 88L16 86H14V85H9L10 83H5ZM6 81H7V79H6ZM24 81H26V80H23L22 82L25 84V82ZM32 81V80H31ZM30 81V82H31ZM46 81V80H45ZM48 81H49V79H48ZM57 81V82H58ZM60 81V82H61ZM107 81V80H106ZM118 81V83H116ZM177 81H178V83L181 85V87L179 86V84L177 83ZM185 81V80H184ZM188 81V80H187ZM200 81H202V80H200ZM204 81V80H203ZM215 81V80H214ZM228 81V80H227ZM227 81H226V78L224 79V81H223V83H227ZM11 82V81H10ZM16 82H18V83H20L19 81H16ZM29 82V83H30ZM60 82H58L59 84H60ZM64 82V81H63ZM61 83V84H64V83ZM105 82V81H104ZM191 82V80H189V82L187 83V87H188V84ZM195 82V81H194ZM197 82V81H196ZM195 82V83H196ZM216 82H217V80H216ZM221 82V81H220ZM243 82V83H244ZM261 82V81H260ZM17 83V84H18ZM28 83V84H29ZM31 83H33V82H31ZM38 83H40V82H38ZM38 83H37V85H38ZM43 84H44V82H42ZM42 83L39 85L40 86V88L42 89V87L43 88H45L43 85H42ZM47 84H48V86H53V85H51L50 84V82L48 83V82H46ZM67 83V85L69 86V85H71L73 88H74V90H75V87L72 85V84H68V82H66ZM66 83H65V85H66ZM74 84H75V82H73ZM77 83V82H76ZM93 83V82H92ZM94 83V84H95ZM98 83V82H97ZM100 83V82H99ZM107 82H105L104 84L105 85H107L106 84ZM215 83V82H214ZM230 83H232V82H230ZM241 83H242V81H241ZM254 83V84H253ZM16 84V83H15ZM24 84H20V88L22 89L21 91H24L25 92V90H26V93H28L27 91L29 90L28 89V87H26ZM27 84V83H26ZM35 84H36V81H34V85L32 84L31 86H35ZM50 84V85H49ZM78 84V83H77ZM101 84V85H100ZM99 85L100 86H102V84L103 83H100ZM109 84V85H110ZM114 84H117L116 86L114 85ZM118 84H119V86H118ZM183 84V85H182ZM197 84V83H196ZM200 84V83H199ZM222 84V83H221ZM228 84H229V82H228ZM19 85V84H18ZM42 85V86H41ZM67 85L66 86H63V87H66V89L68 90L67 91V93H66V91L65 92H60V90H59V93L57 92V94H55V95H58V94H62V95H64V93H66V95L67 94H70L69 93V90H72V89H68L67 88ZM80 85V84H79ZM109 85H107V87L109 86ZM190 85H192L191 83H190ZM195 85V84H194ZM215 85V84H214ZM217 86H218V84H216ZM215 85V86H216ZM225 85V84H224ZM224 85H222V86H224ZM231 85V84H230ZM239 84H237V86H238ZM13 86V87H12ZM28 89H25V90H23V88H25V87ZM29 86V85H28ZM31 86H29V88H31L32 89V87ZM47 86V87H48ZM58 86V85H57ZM56 86V87H57ZM60 86V85H59ZM96 87H97V85H95ZM193 86V85H192ZM196 86V85H195ZM215 86H214V89H217L218 87H216L215 88ZM221 86V87H222ZM240 86V85H239ZM11 87H12V89H11ZM36 88H37V86H35ZM46 87V88H47ZM62 87V89H64ZM71 87V88H72ZM92 87V86H91ZM104 87V85L101 87V88H103ZM106 87V86H105ZM186 87V86H185ZM187 87H186V89H187ZM191 87V86H190ZM190 87H189V89H190ZM200 87H201V85H200ZM205 88L207 87V86H204ZM220 87V88H221ZM227 87V86H226ZM226 87H222L221 89H224L225 91H226ZM231 87V86H230ZM229 87V85H228V87L227 88H230ZM233 87V86H232ZM236 87V86H235ZM253 87H255V89H257V90H254L253 89ZM39 88V87H38ZM37 88V89H38ZM55 88V87H54ZM53 88V89H54ZM59 88H61V87H59ZM58 88V89H59ZM83 88V89H84ZM197 88V87H196ZM202 88V87H201ZM205 88H204V90H205ZM209 88V90H210V87H208ZM219 88V89H220ZM15 89H18V87L17 88H15ZM35 89V88H34ZM37 89H35V92H36V90ZM52 89V90H53ZM61 89V90H62ZM78 90H79V88H77ZM80 89H82V87L80 86ZM82 89V90H83ZM88 89H87V91H88ZM90 89H89V92H90ZM105 89V88H104ZM104 89H103V91H104ZM151 89V92L149 91L148 92V90H150ZM192 89H193V87H192ZM213 89V88H212ZM219 89H218V92H219ZM220 89V90H221ZM233 89V88H232ZM3 90H2V92H3ZM43 90V89H42ZM41 90V91H42ZM55 90H56V88H55ZM65 90V89H64ZM63 90V91H64ZM81 90V91H82ZM109 90V88L107 89V91ZM197 90H199V89H197ZM203 90V91H204ZM208 89H206V91H207ZM223 90V91H224ZM228 90V89H227ZM15 91V90H14ZM13 91V94H19V92H17L16 93V91L14 92ZM56 91H58V90H56ZM80 91V90H79ZM85 90H83V93L85 94V92H84ZM86 91V92H87ZM163 93H162V92ZM184 91H185V88H184ZM191 91V90H190ZM193 91H194V89H193ZM200 91H202V90H200ZM199 91V92H200ZM206 91H204L202 94H204V93H206ZM210 91H212V90H210ZM222 91V90H221ZM220 91V92H221ZM229 91H231L230 89L228 90V92ZM23 92V93H24ZM31 92H33L34 93V91H33V89L31 90ZM52 92V91H51ZM72 92V91H71ZM78 92V91H77ZM76 92V95L79 93H77ZM187 92V91H186ZM208 92V91H207ZM213 92V91H212ZM10 93V94H11ZM22 93V92H21ZM38 93V92H37ZM39 93H40V91H39ZM73 93L75 94V92L73 91L72 92V95H73ZM106 93V94H105ZM159 93H162V94H159ZM184 93V92H183ZM188 93V92H187ZM211 93V92H210ZM224 93V92H223ZM0 94H2V93H0ZM9 94V95H10ZM25 94V93H24ZM29 94V93H28ZM28 94H25V95H27L28 96ZM35 94V93H34ZM45 94H46V92H45ZM53 94V93H52ZM80 95L79 96H81V93H79ZM84 94H82V95H84ZM86 94H88V93H86ZM182 94V95H181ZM185 95H186V93H184ZM192 94V93H191ZM208 94V93H207ZM206 94V95H207ZM214 94H215V92H214ZM218 94V93H217ZM220 94V93H219ZM218 94V95H219ZM225 94V93H224ZM230 94H231V92H230ZM4 95V94H3ZM5 95H4V97H5ZM16 95V96H17ZM20 95V94H19ZM61 95V96H62ZM75 95V96H76ZM181 95V96H180ZM199 95H201V92L199 93ZM198 95V96H199ZM205 95V94H204ZM212 95V94H211ZM216 95V94H215ZM215 95H213V96H215ZM217 95V96H218ZM221 95H222V93H221ZM1 96V95H0ZM14 96V95H13ZM22 96H24V95H22ZM22 96H20L21 97V99H20V97H19V99L20 100H22ZM37 96V95H36ZM35 96V97H36ZM52 96V95H51ZM54 96V95H53ZM58 96H60V95H58ZM65 96V95H64ZM69 96V95H68ZM79 96L77 95L76 96V98H79ZM87 97H88V95H86ZM187 96V95H186ZM186 96H184V97H186ZM189 96V95H188ZM194 96V93L191 95V97H193ZM197 96V99H200L201 98V96H200V98ZM203 96V95H202ZM209 96V95H208ZM217 96H215V97H213L212 99H216V98H221V97H217ZM4 97H2L3 99H4ZM9 97H11V96H9ZM15 97V96H14ZM17 97V98H18ZM29 97V96H28ZM30 97H32V96H30ZM29 97V98H30ZM35 97H33V98H35ZM45 97H47V96H45ZM55 97V96H54ZM53 97V98H54ZM70 97H71V95H70ZM70 97H68V98H70ZM73 97V96H72ZM71 97V98H72ZM82 98L84 97V96H81ZM81 97L79 98L81 101H84V100H87V97L85 98L84 97V100L83 99H81ZM190 97V98H191ZM206 97V96H205ZM230 97V96H229ZM1 98V97H0ZM7 98H8V96H7ZM7 98H5V100L7 99ZM11 98H13V97H11ZM11 98H8L9 100L11 99ZM24 98V97H23ZM56 98H58L57 96H56ZM56 98L53 100L54 101V104H56V102L58 101V100H56ZM62 98V97H61ZM67 98V97H66ZM74 98V97H73ZM203 98V97H202ZM208 98V97H207ZM210 98V99H209ZM209 100H208V102L209 101H211L212 99H211V96H209ZM8 99H7V101H6V105H10V101H12L13 102V100L11 99L9 102H8ZM32 99V98H31ZM59 99V98H58ZM91 99H92V102H91ZM178 99H180V100H178ZM186 99V98H185ZM188 99V98H187ZM214 99V101H216L217 102V99L215 100ZM223 99V98H222ZM221 99V100H222ZM4 100V101H5ZM16 100V99H15ZM18 100V99H17ZM26 100H28V99H26ZM38 100V99H37ZM67 100H69L70 102H72V100L71 99H67ZM78 100V99H77ZM88 100V101H89ZM189 100H192V99H189ZM194 100V99H193ZM193 100L192 101H190L191 103L193 102ZM196 100V99H195ZM219 101H221L220 99H218ZM19 101V100H18ZM23 101V100H22ZM22 101H21V103H22ZM39 101H40V99H39ZM48 101H49V99H48ZM47 101V102H48ZM68 101V102H69ZM73 101H75V100H73ZM198 101V100H197ZM196 101V103H195V109H196V111L197 112H195L194 110V112L196 113V117L197 118H199L200 116L199 115H201V116H203L202 114H207V113H204V110H206V107H208V102H207V106L205 107L204 106V103L205 102H203V99H202V103H199V102H197ZM204 101H206L205 99H204ZM213 101V100H212ZM213 101V102H214ZM12 102H11V105H12ZM15 102V101H14ZM13 102V103H14ZM24 102H25V100H24ZM27 102V101H26ZM29 102V101H28ZM27 102V103H28ZM30 102H31V100H30ZM46 102V103H47ZM61 101H59V103H60ZM64 102H66V101H64ZM68 102H66V104H68ZM85 103H86V101H84ZM84 102H83V104H84ZM0 103H2V100H1V102ZM9 103V104H8ZM20 103V102H19ZM44 103V102H43ZM45 103V104H46ZM73 103V102H72ZM71 103V104H72ZM76 103V102H75ZM82 103V102H81ZM60 104H62V103H60ZM66 104H63L64 106H62V107H60V108H62V110H63V107H65V105ZM74 104V103H73ZM72 104V108H74V106H78L77 104H79V106H80V103L79 102H77V104H75V105H73ZM212 104V103H211ZM210 104V105H211ZM215 104V103H214ZM217 104V103H216ZM5 105V106H6ZM10 105V106H11ZM22 105V107L25 105H23V104H21ZM36 105V104H35ZM39 105V104H38ZM38 105H37V107H38ZM49 105H51V104H49ZM70 105V104H69ZM82 105V104H81ZM190 105V104H189ZM193 105H194V102H193ZM209 105V106H210ZM218 105V104H217ZM217 105H214V107H216ZM219 105H220V103H219ZM1 106V105H0ZM9 106V108L11 109V107ZM16 106V105H15ZM60 106V105H59ZM68 106V105H67ZM66 106V107H67ZM78 106V107H79ZM89 106V107H90ZM98 105H96V107H97ZM113 106V108H114V111L115 112H112V108L111 107ZM192 106V105H191ZM190 106V107H191ZM213 106V105H212ZM40 107V106H39ZM42 107H43V105H42ZM51 107V106H50ZM53 107V106H52ZM58 106H56V107H53L54 109H51L52 111L54 110L55 111V108H57ZM69 107H71V106H69ZM78 107H75L74 109H76V108H78ZM88 107V105L87 106H85V105H83V106H81V109L83 108V109H86ZM91 107V108H92ZM96 107H93V108H96ZM106 107V108H107ZM5 108H7L8 109V107H5ZM5 108H3V112L4 111H6V109ZM15 108V107H14ZM45 108H49L48 106L47 107H45ZM72 108H70V109H72ZM93 108H92V111H93ZM103 108H105V107H103ZM105 108V109H106ZM5 109V110H4ZM12 109H13V106H12ZM30 109V108H29ZM41 109V108H40ZM50 109V108H49ZM65 109V108H64ZM67 109H68V107H67ZM69 109V110H70ZM79 110H80V108H78ZM78 109H76L77 111H78ZM102 108H100V110H101ZM193 109V107H191V110ZM211 109V108H210ZM213 109V108H212ZM218 109V108H217ZM0 110H1V108H0ZM45 110V109H44ZM61 110V109H60ZM69 110H67L68 112V114H69ZM89 111H90V109H88ZM95 110V109H94ZM96 110H98V107L96 108ZM102 110H104V109H102ZM188 110H189V108H188ZM191 110H189V113H191ZM208 110V112L210 111L209 110V108L207 109ZM220 110V109H219ZM16 111V110H15ZM18 111V110H17ZM23 111H24V109H23ZM53 111V112H54ZM65 111V110H64ZM70 111H73V110H70ZM81 111V110H80ZM79 111V112H80ZM84 111H86V110H84ZM183 111H184V109H183ZM192 111V112H193ZM201 111H203V113L201 112ZM8 112V111H7ZM6 112V113H7ZM12 112V111H11ZM48 112H49V110H48ZM53 112H51V113H53ZM57 112L59 113V109L57 110ZM57 112H55V113H57ZM62 112V111H61ZM76 111L74 110V113H75ZM81 112H83V110L81 111ZM81 112H80V114H81ZM93 112H95V111H93ZM93 112H92V114H93ZM98 112V111H97ZM101 112H105V111H101ZM185 113H186V111H184ZM184 112H183V115H185L184 116V118L185 117H188V116H186V115H188V114H184ZM200 112V113H199ZM213 112V111H212ZM2 113V112H1ZM0 113V114H1ZM5 113V114H6ZM45 113H47V112H45ZM44 113V114H45ZM73 112H71V114H72ZM73 113V114H74ZM76 113H78V112H76ZM89 113L90 112H88L87 114L89 115ZM99 113V112H98ZM113 113H115V114H118V113H120V114H122V113H132V115L134 114H136V115H140L141 116V122L142 123H144L145 125H143V126H145V127H149V125H152L153 127H155L154 126V124H153V119H154V122H156L155 124H157V128L155 129V132H154V134H153V136L155 135V134H157V135H155L154 136V138L156 137L157 139H156V141H154V142H156L155 143V145H154V147L155 148H152L151 147V149H150V145L149 146H146V145H144L143 143L141 144V141H143V137L145 136V134L143 135V134H141L142 135V137H140L139 135V137L138 136H136L135 137V143H139L138 144V147H136L137 145H135L134 146V142H131V139H129L130 137H131V135L133 134V131H132V133L130 132V134L131 135H129V129H131V128H129V127H127L126 125H125V123L127 124V122L124 120V119H127L126 118V115H125V117H124V125H123V120H122V115H120L119 116V118L118 117H116L115 118V115L113 114ZM149 113H151L152 114V117H151V115L149 114ZM158 113V114H157ZM182 113V112H181ZM194 113V114H195ZM197 113L199 114V115H197ZM213 113V114H214ZM4 114V116L3 117H5V116H7L8 117V115H9V117L11 116H14V113H11V114H13V115H11L10 114V110H9V112L7 113V115H5ZM43 114V115H44ZM63 114V113H62ZM71 114H69V115H71ZM91 114V113H90ZM155 114H157L156 116H155ZM166 114L164 115L163 114V116H166ZM193 114V113H192ZM191 114V115H192ZM3 115V114H2ZM1 115V116H2ZM42 115V114H41ZM51 115H53V114H51ZM55 115H57V114H55ZM55 115H53V116H55ZM59 115V114H58ZM65 115H66V113H65ZM75 115V114H74ZM82 115V114H81ZM135 115V116H136ZM180 114H178V116H179ZM212 115V114H211ZM211 115H206V116H210L211 117ZM49 116V115H48ZM63 116V115H62ZM68 116V115H67ZM77 116V115H76ZM98 117H99V115H97ZM97 116H95L96 118H97ZM117 116V115H116ZM131 116V115H130ZM177 116V115H176ZM181 116V115H180ZM190 116V115H189ZM199 116V117H198ZM206 116H204V117H202L203 118V120L205 119V117ZM213 116V115H212ZM7 117H5V118H7ZM8 117V118H9ZM26 117V116H25ZM51 117V116H50ZM57 116H55V118H56ZM64 117H66V116H64ZM69 117V116H68ZM72 117V116H71ZM78 117H80V115H79V113H78ZM77 117V118H78ZM82 117V116H81ZM90 117V118H89ZM94 117V116H93ZM94 117V118H95ZM121 117V118H120ZM131 117H134V116H131ZM192 117V116H191ZM1 118V117H0ZM42 118V117H41ZM63 118V117H62ZM70 118V117H69ZM75 118V117H74ZM100 118V117H99ZM118 118V119H117ZM129 118V117H128ZM182 118H183V116H182ZM182 118H180V120L182 119ZM194 118V117H193ZM206 118H208V117H206ZM3 119V118H2ZM10 119V118H9ZM12 119H13V117H12ZM49 119V118H48ZM53 119V118H52ZM51 119V120H52ZM116 119V120H115ZM132 119V118H131ZM160 119H161V117H160ZM162 119H165V118H162ZM171 119V118H170ZM169 119V120H170ZM195 119V118H194ZM193 119V120H194ZM210 119V118H209ZM14 120V119H13ZM24 120V119H23ZM44 120V119H43ZM46 120V119H45ZM56 120V119H55ZM58 120V119H57ZM56 120V121H57ZM71 121H72V119H70ZM74 121H75V119H73ZM96 120V119H95ZM95 120H93V122L95 121ZM129 120V119H128ZM134 120H136V118L134 119ZM139 120V119H138ZM166 120H168L167 118H166ZM168 120V121H169ZM173 120V119H172ZM171 120V121H172ZM183 120V119H182ZM186 120V119H185ZM182 121V123L183 122H186V121ZM189 120H190V118H189ZM192 120V119H191ZM202 120V121H203ZM208 120V119H207ZM206 120V121H207ZM4 121V120H3ZM2 120H1V122H3ZM11 121V120H10ZM60 121V120H59ZM100 121V122H99ZM188 121V120H187ZM198 121V122H197ZM205 121V120H204ZM208 121V122H209ZM13 122V121H12ZM50 122V121H49ZM65 122V121H64ZM73 122V121H72ZM76 122V123H77ZM96 122V121H95ZM94 122V123H95ZM133 122V120H131V123ZM136 122H137V120H136ZM139 123H140V120L138 121ZM190 122H192V121H190ZM194 122L192 123V124H194ZM210 122H209V124H210ZM10 123V122H9ZM8 123V124H9ZM55 123V122H54ZM60 123V122H59ZM75 123V122H74ZM73 123V124H74ZM122 123V124H121ZM129 123H130V121H129ZM129 123L127 124V125H129ZM139 123H138V127L137 128H134L133 127V129H139ZM171 123V122H170ZM204 123H206V122H204ZM5 124H7V123H5ZM12 124V123H11ZM25 124H26V122H25ZM69 124V123H68ZM135 124V123H134ZM172 124V123H171ZM208 124V123H207ZM3 125V124H2ZM20 125V124H19ZM29 125V124H28ZM57 125H58V123H57ZM61 125V124H60ZM122 125L125 127H127V130H124V132H121L122 131ZM135 125H137V123L135 124ZM140 125H142V124H140ZM180 125H182V124H180ZM199 125V124H198ZM255 125V126H254ZM5 126V125H4ZM7 126V125H6ZM9 126V125H8ZM56 126V125H55ZM67 126H69L70 127V125H67ZM66 125H65V127H67ZM71 126H72V124H71ZM208 126H210V128L208 127ZM28 127V126H27ZM65 127H63V128H65ZM68 127V128H69ZM77 127V128H78ZM141 127V126H140ZM212 127H213V129H212ZM37 129H38V127H36ZM40 128H42V127H40ZM39 128V129H40ZM62 128V129H63ZM67 128V129H68ZM71 128V127H70ZM171 128V127H170ZM186 128V129H185ZM8 129V128H7ZM30 129V128H29ZM35 129V128H34ZM144 129H146V128H144ZM142 130L143 131V133H145L144 131L145 130ZM147 129H150V127L149 128H147ZM153 129V128H152ZM257 129H259V130H257ZM12 130V129H11ZM31 130V129H30ZM50 130V129H49ZM61 130V129H60ZM64 131H65V129H63ZM132 130V129H131ZM171 130V131H170ZM26 131V130H25ZM38 131V130H37ZM42 131H45L44 130V128L43 129H41V132ZM47 131V130H46ZM62 131V130H61ZM74 131V130H73ZM72 130L70 131V132H73ZM127 131V132H126ZM135 131V130H134ZM147 131V130H146ZM24 132V131H23ZM49 132V131H48ZM53 132H55V131H53ZM52 132V133H53ZM68 132H69V130H68ZM136 132H137V130H136ZM136 132H134L135 134H133L134 136L135 135H137L136 134ZM138 132H140V131H138ZM149 132H151V131H149ZM149 132L147 131L146 133H148L149 134ZM13 133V132H12ZM33 133H34V131H33ZM40 133V132H39ZM38 133V135H40ZM43 133V132H42ZM58 133H60V132H58ZM65 133H67L66 131L64 132V136L66 135ZM75 133V132H74ZM141 133V132H140ZM46 134V133H45ZM51 134V133H50ZM54 134V133H53ZM61 134V133H60ZM59 134V135H60ZM68 134V133H67ZM71 134V133H70ZM73 134V133H72ZM70 135V136H75L74 137V140H75V138H79L78 136L76 137V135L74 134V135ZM31 135V134H30ZM34 135V134H33ZM37 135V134H36ZM44 135V134H43ZM47 135H48V133H47ZM52 135V134H51ZM56 135H58V134H56ZM40 136H42V134L40 135ZM50 136V135H49ZM53 136H55V135H53ZM52 136V137H53ZM63 136V135H62ZM130 136V137H129ZM147 136H149V135H147ZM146 136V137H147ZM151 136V135H150ZM4 137H5V134H4ZM36 137H38L39 138V136H36ZM56 137V136H55ZM66 137H69L68 135H66ZM84 137V136H83ZM129 137V138H128ZM138 137V138H137ZM12 138V137H11ZM10 138V139H11ZM31 138H32V136H31ZM42 138H43V136H42ZM44 138H45V135H44ZM47 138H48V136H47ZM72 138V137H71ZM129 140H128V139ZM136 138H137V140H138V142H137V140H136ZM149 138V137H148ZM148 138H144V139H146V140H148ZM151 138V137H150ZM8 139V138H7ZM46 139V138H45ZM52 139V138H51ZM49 140L48 139V141H50V142H52V140ZM61 139V140H60ZM70 139V138H69ZM13 140V139H12ZM28 140H30V139H28ZM33 140V139H32ZM32 140H31V143H32ZM44 140V139H43ZM42 140V141H43ZM53 140H54V138H53ZM55 140H58L57 142H58V147L61 145V146H63L61 143H63L64 142V140H65V142L66 141H68L66 138H64L63 139V137H61V135L60 136H58V138L56 139L55 138ZM72 140H73V138H72ZM11 141V140H10ZM41 141V140H40ZM41 141V142H42ZM59 141H62L61 143L59 142ZM77 141V140H76ZM76 141H74L75 142V144H76ZM133 141V140H132ZM149 141V140H148ZM152 141V140H151ZM232 141H234V140H232ZM13 142V141H12ZM29 142V141H28ZM50 142H47L46 140H45V142L43 143V145L44 146H48L49 145V143ZM56 142V143H57ZM71 141L69 140V143H70ZM153 142V143H154ZM236 142V141H235ZM18 143V142H17ZM30 143V144H31ZM38 143H40V142H38ZM41 143V144H42ZM52 143H54V142H52ZM59 143H60V145H59ZM66 143H68V142H66ZM72 143V142H71ZM70 143V144H71ZM78 143H80V141H78ZM151 143V142H150ZM247 143L249 144V142L247 141ZM24 144V146H26V144L25 143H23ZM51 144V143H50ZM55 144V143H54ZM69 144V145H70ZM84 144V143H83ZM94 144H96V147L97 148H95V145ZM141 144V145H140ZM146 144H149L148 142L146 143ZM232 144H234V142L232 143ZM258 144V145H259ZM3 145V144H2ZM29 145V144H28ZM33 145H34V143H33ZM56 145V144H55ZM69 145H67V146H69ZM92 145H94V148L95 149H97L96 150V153L94 154L93 153V155H92V150H91V147H93ZM143 145V146H142ZM234 145H237L236 143L234 144ZM257 145V146H258ZM6 146V145H5ZM40 146V145H39ZM39 146H37L38 148H39ZM42 146V145H41ZM51 146V145H50ZM65 146V145H64ZM66 146V147H67ZM72 146H75V148H76V145H72ZM152 146V145H151ZM231 146V145H230ZM233 146V145H232ZM256 146V145H255ZM262 146H261V148H262ZM1 148H3V146H0ZM8 147V145L6 146V148ZM52 147V146H51ZM51 147H49V148H51ZM55 147V146H54ZM71 147V146H70ZM260 147V146H259ZM5 148V147H4ZM3 148V149H4ZM23 148V147H22ZM25 148V147H24ZM29 148H32V144H31V146L29 147ZM35 149H36V147H34ZM37 148V149H38ZM49 148H47V149H49ZM56 148V147H55ZM60 148V151L62 150L61 149V147H59ZM59 148L57 149V150H59ZM68 148V147H67ZM93 148V150H95ZM8 149V148H7ZM63 149H64V147H63ZM66 149V148H65ZM73 149V148H72ZM153 149V150H152ZM252 149V148H251ZM254 149H257V147L256 148H254ZM259 149V148H258ZM1 150V149H0ZM6 150V149H5ZM31 150V149H30ZM56 150V149H55ZM55 150L53 151L54 153H55ZM76 150V149H75ZM91 150V151H90ZM32 151V150H31ZM35 151V150H34ZM46 151V150H45ZM51 151V150H50ZM60 151H58V153L60 152ZM67 151H68V149H67ZM69 151H70V149H69ZM251 151V152H250ZM258 151V150H257ZM261 151H264V150H261ZM260 151V153H262ZM7 152V151H6ZM48 153H49V151H47ZM91 152V153H90ZM255 152H256V150H255ZM259 152V151H258ZM2 153V152H1ZM3 153H4V151H3ZM35 153V152H34ZM33 152H31V155L32 154H34ZM36 153H37V151H36ZM48 153H45V154H48ZM61 153V152H60ZM65 153H66V151H65ZM65 153H63V155L62 156H64V154ZM69 153H71V152H69ZM71 153V154H72ZM29 154H30V151H29ZM28 154V155H29ZM56 154H57V152H56ZM56 154H54V156H52V157H55V155ZM2 155V154H1ZM0 155V156H1ZM36 155V154H35ZM42 155V154H41ZM40 154H37L36 155V157H38L39 159H41V160H43L41 157H43V156H41ZM58 155V154H57ZM56 155V156H57ZM60 155V154H59ZM68 155H70V154H68V152L66 153V155L65 156H67V157H69ZM74 155V154H73ZM75 155V156H76ZM258 155H260V154H258ZM30 156V155H29ZM34 156V155H33ZM61 156V155H60ZM65 156H64V158H65ZM263 156V155H262ZM262 156L261 157H259L260 159L262 158ZM49 159H50V157L49 156H47ZM67 157L65 158V159H67ZM71 157V156H70ZM256 157V156H255ZM258 157V156H257ZM33 158L35 159V156L34 157H32V160H33ZM56 158V157H55ZM64 158H62V159H64ZM264 158V157H263ZM22 159V162H24L23 161V159H25L24 157H22L21 158ZM30 159V158H29ZM47 159V158H46ZM54 159V158H53ZM71 159V158H70ZM28 159H26V161H27ZM31 160V159H30ZM36 160H38V159H36ZM35 160V161H36ZM40 160V163L42 162ZM52 160V159H51ZM60 160V159H59ZM67 160H69V159H67ZM18 161H20V159H18ZM29 161V160H28ZM43 161H46V160H43ZM48 161V160H47ZM46 161V162H47ZM53 161V160H52ZM51 161V162H52ZM55 161V160H54ZM65 161V160H64ZM74 161V160H73ZM76 161V160H75ZM84 161V160H83ZM83 161H82V163H83ZM21 162V161H20ZM45 162V163H46ZM62 162V161H61ZM70 162V161H69ZM87 162V161H86ZM258 164H259V162L258 161H256ZM25 163V162H24ZM39 163V162H38ZM39 163V164H40ZM50 162L48 161V164H49ZM65 163V162H64ZM81 163V164H82ZM89 163H86V164H89ZM260 163H261V160H260ZM26 164V163H25ZM36 164V163H35ZM39 164H37V165H39ZM53 164L55 165L56 164V162L54 163L53 162ZM52 164V165H53ZM66 164H70V163H66ZM72 164V163H71ZM84 164H85V162H84ZM84 164H82V165H84ZM85 164V165H86ZM256 164V163H255ZM262 164V163H261ZM264 164V163H263ZM22 167H23V165L22 164H20ZM51 165V164H50ZM51 165V167L53 168V167H55V166H52ZM60 165H64V164H60ZM59 165V166H60ZM78 165V164H77ZM76 165V166H77ZM81 165V166H82ZM260 165V164H259ZM48 166V165H47ZM57 166V165H56ZM66 166V165H65ZM64 166V168H66ZM69 166V165H68ZM79 166V165H78ZM80 166V167H81ZM87 166H89V165H87ZM91 166V165H90ZM92 166V167H93ZM251 166H254V163H253V165L251 164ZM261 166H263V165H261ZM21 167V168H22ZM44 167H46L45 165L43 166V165H41V170H40V167L38 168V170H40L41 172L43 171L44 173H46L47 172V168L48 167H46V168H44ZM50 167V166H49ZM72 167L74 168L75 167V165H73V166H71V168H68L67 167V169L70 171V169L72 170ZM17 168V167H16ZM43 168V169H42ZM57 169L59 168L58 166L56 167ZM64 169L63 167H60L59 169ZM82 168V167H81ZM94 168V167H93ZM19 169V168H18ZM51 169V168H50ZM49 169V170H50ZM78 169H80V168H78ZM77 169V170H78ZM249 169V168H248ZM259 169H260V167H259ZM264 169V168H263ZM15 170V169H14ZM48 170V171H49ZM66 170V169H65ZM68 170H66V171H68ZM77 170H74V173H73V175L75 174V171H77ZM92 170V169H91ZM256 170V169H255ZM53 171V170H52ZM60 171V170H59ZM64 171V170H63ZM261 171H263V170H261ZM54 172V171H53ZM52 172V173H53ZM62 172V171H61ZM90 172H92V171H90ZM253 172V171H252ZM257 172V171H256ZM258 172H260V170L258 171ZM49 173V172H48ZM60 173V172H59ZM77 173V172H76ZM255 173V172H254ZM264 173V172H263ZM42 174V173H41ZM65 174H67V173H65ZM64 174V175H65ZM69 174V173H68ZM67 174V175H68ZM71 174V173H70ZM252 174V173H251ZM258 174V173H257ZM42 175H44V174H42ZM46 175H47V173H46ZM52 176L54 175V173L53 174H51ZM57 175H59L58 173H57ZM57 175H56V177H57ZM62 175H63V172H62ZM62 175H61V177H62ZM67 175H65V176H67ZM256 175V174H255ZM255 175L253 176V177H255ZM259 175V174H258ZM48 176H50V175H48ZM264 176V175H263ZM55 177V178H56ZM71 177H72V175H71ZM89 177H87V178H89ZM49 178V177H48ZM57 178H60L59 176L57 177ZM74 178V177H73ZM189 178H191L192 180H199L198 181V185L200 186V188L202 189V191H201V195H199V193H198V191L196 192V191H194L195 189H197V188H193V186H192V188H191V186H189L188 185V179ZM256 178V177H255ZM255 178H254V180H255ZM258 178H260V177H258ZM262 178V177H261ZM260 178V180H261V182H262V179ZM43 179V178H42ZM90 179V178H89ZM190 179V180H191ZM21 180H24V179H21ZM29 180V179H28ZM26 181V182H29V181ZM32 180V179H31ZM44 180H45V178H44ZM49 180V179H48ZM47 180V181H48ZM50 180H52V178L50 179ZM63 180H65L64 179V177H63ZM84 180V179H83ZM189 180V181H190ZM258 180V179H257ZM264 180V179H263ZM33 181V180H32ZM57 181V182H58ZM85 181V180H84ZM26 182H25V184H26ZM34 182V181H33ZM33 182H32V184H33ZM36 182H38V181H35V183ZM42 182V181H41ZM56 182V181H55ZM82 182V181H81ZM193 182V181H192ZM191 182V183H192ZM196 182V181H195ZM260 182V181H259ZM34 183V184H35ZM47 183V182H46ZM45 183V184H46ZM51 183H53V180H52V182ZM85 183V182H84ZM190 183V184H191ZM194 183V182H193ZM192 183V184H193ZM258 183V182H257ZM262 183H264V181L262 182ZM38 185H39V183H37ZM37 184H35V185H37ZM44 184V185H45ZM54 184H52L51 185V188L52 187H54L55 185ZM82 184V183H81ZM86 184V185H87ZM260 184V183H259ZM29 185H31V182H30V184ZM29 185H26V187L27 186H29ZM34 185V186H35ZM37 185V186H38ZM54 185V186H53ZM86 185L84 184H82V186H84V189L86 188ZM194 185H196V184H194ZM32 186V185H31ZM41 186V185H40ZM47 186V184L45 185V187ZM48 186H50V184H48ZM189 186V187H188ZM258 186V185H257ZM45 187H44V189H45ZM195 187V186H194ZM27 188H30V187H27ZM27 188H26V190H27ZM33 188V187H32ZM39 188V187H38ZM57 188V187H56ZM82 188L83 187H80V189L81 190H79L80 192L82 191ZM258 189L256 190V192L258 193V192H263L264 193V185L263 184H261L259 187H257ZM31 189V188H30ZM36 189V188H35ZM43 189V188H42ZM42 189H40V190H42ZM58 189V188H57ZM88 189V188H87ZM87 189H85V190H87ZM194 189V190H193ZM59 190V189H58ZM200 190V189H199ZM27 191H29V190H27ZM50 191H52V190H47V191H43L44 192V196L45 195H47V196H49L48 197V199L49 200H47V199H45V201H46V203L48 202V203H51L52 201H53V197H50V195L53 193V192H50ZM92 191V190H91ZM25 192V191H24ZM41 192V191H40ZM84 192V191H83ZM27 194H28V192H26ZM30 193V192H29ZM87 193H88V190H87ZM197 193H198V195H199V197H200V199H201V202L200 201H198V203L200 204V206H199V204H198V207H200L199 208V210L197 211L196 209V212H198L197 213V215H195L194 213H188V210H187V212H184V207H186L187 205L189 206V204H193V202L195 201H197L198 200V196H197ZM84 194V193H83ZM93 195H94V193H92ZM21 195V194H20ZM26 195V194H25ZM40 195V194H39ZM42 195V196H43ZM55 195V194H54ZM54 195H52V196H54ZM86 195V194H85ZM85 195H82V197H84ZM254 195H256V196H254ZM262 195V194H261ZM15 196V195H14ZM22 196V195H21ZM21 196H19V197H21ZM43 196V197H44ZM254 196V199L252 198ZM10 197V196H9ZM29 197V196H28ZM38 197V196H37ZM56 197V196H55ZM63 197H61V199L63 198ZM86 197V196H85ZM91 198V196H88L87 198ZM94 197V196H93ZM256 197V198H255ZM22 198V197H21ZM20 198V199H21ZM35 198V197H34ZM73 198H75L74 200H73ZM87 198H86V200H87ZM5 199V198H4ZM3 199V200H4ZM8 199V198H7ZM10 199V198H9ZM20 199H19V201H20ZM24 199H26V198H24ZM93 199V198H92ZM95 199V198H94ZM262 200V201H261ZM18 201V200H17ZM21 201L23 202V200L21 199ZM20 201V202H21ZM28 200H26L25 202H27ZM59 201H64V200H59ZM3 202V201H2ZM15 202V201H14ZM19 202V203H20ZM25 202H23V203H25ZM92 202V201H91ZM4 203V202H3ZM10 204L11 205V202H7V204ZM18 202H16V204H17ZM23 203H21V204H23ZM28 203V202H27ZM29 203H31V202H29ZM37 202L35 201V204H36ZM39 203H41V202H39ZM55 204H56V202H54ZM70 203H72V202H70ZM0 204H1V202H0ZM91 205H92V203H90ZM9 205V206H10ZM13 205H14V203H13ZM25 205V204H24ZM32 205V204H31ZM45 205V204H44ZM43 205V206H44ZM51 205H53V203L51 204ZM50 205V206H51ZM59 205H60V203H59ZM64 205V204H63ZM255 205V204H254ZM263 205V204H262ZM262 205H260V206H262ZM8 206V205H7ZM6 206V207H7ZM9 206H8V208H9ZM12 206V205H11ZM10 206V207H11ZM26 206V205H25ZM33 206H34V203H33ZM37 206H38V204H37ZM43 206H41V207H43ZM49 206V205H48ZM50 206H49V209H51L50 208ZM55 206V205H54ZM67 206V205H66ZM194 206V205H193ZM197 206V204L195 205V207ZM1 207V206H0ZM3 207H5V206H3ZM3 207H1V209H3ZM27 207H28V205H27ZM47 207V206H46ZM59 207V206H58ZM63 207V206H62ZM61 207V208H62ZM71 207V206H70ZM195 207H193V208H195ZM255 207V206H254ZM30 208V207H29ZM39 208V207H38ZM54 208H56V207H53V209ZM65 208V207H64ZM63 208V209H64ZM187 209H188V207H186ZM192 207H191V209H193ZM219 208L221 209V211H219ZM253 208V207H252ZM256 208V207H255ZM258 208V207H257ZM261 208V207H260ZM262 208H264V207H262ZM262 208L261 209H259V210H262ZM5 209H7V208H5ZM62 209V210H63ZM69 209V208H68ZM72 209V208H71ZM70 209V210H71ZM191 209H190V211H191ZM218 209V210H217ZM41 210V209H40ZM45 210H48V209H46L45 208ZM67 210V209H66ZM69 210V211H70ZM256 210V209H255ZM30 211V210H29ZM44 211V210H43ZM43 211H42V213H43ZM49 211H51V213H52V210H49ZM48 211V212H49ZM68 211V210H67ZM66 211V212H67ZM185 211H186V209H185ZM189 211V212H190ZM257 211V210H256ZM45 212V211H44ZM47 212V211H46ZM258 212V211H257ZM261 211H259V213H260ZM1 213H3V212H1ZM0 213V215H2L3 216V214H1ZM41 213V214H42ZM54 213V212H53ZM58 213V212H57ZM63 213H65L64 211H63ZM69 213V212H68ZM67 213V214H68ZM73 213V212H72ZM202 213H204V215H206V219H207V221H208V223L207 224H204V215H203V217L201 218V215H202ZM36 214V213H35ZM41 214H39V215H41ZM46 214V213H45ZM60 214V213H59ZM58 214V215H59ZM80 214V215H81ZM50 215V214H49ZM53 215V214H52ZM58 215H54V216H58ZM76 215V214H75ZM60 216H61V214H60ZM60 216L59 217H57V218H60ZM79 216V215H78ZM98 216V217H97ZM35 217V216H34ZM37 217V216H36ZM38 217H40V216H38ZM38 217H37V219H38ZM43 217V216H42ZM42 217H40V219L42 218ZM52 217V216H51ZM65 217V216H64ZM66 217H68V216H66ZM70 217V216H69ZM68 217V218H69ZM73 217V216H72ZM100 217H102L101 218V220L99 219ZM54 218V217H53ZM52 218V219H53ZM56 218V219H57ZM71 218V217H70ZM77 218V217H76ZM75 218V219H76ZM79 218H80V216H79ZM79 218H78V221H79ZM82 218V217H81ZM2 219H3V217H2ZM8 219V218H7ZM25 220V219H24ZM33 220V219H32ZM39 220V219H38ZM41 220H43V218L41 219ZM40 220V221H41ZM68 220V219H67ZM71 220H72V218H71ZM73 220H74V218H73ZM72 220V221H73ZM31 221V220H30ZM35 221H37V220H35ZM34 221V222H35ZM45 221V220H44ZM54 221V220H53ZM57 221V220H56ZM206 221V222H207ZM4 222V221H3ZM32 222V225H33V221H31ZM38 222V221H37ZM37 222H36V224L35 225H37ZM51 222H52V220H51ZM58 222V221H57ZM26 223V222H25ZM39 224L40 223H42V222H38ZM45 222H43V224H44ZM47 223V222H46ZM50 223V222H49ZM55 223V222H54ZM65 223V222H64ZM29 224V223H28ZM42 224V225H43ZM81 224H83L84 226H82V228L84 227V232L86 233V235L85 236H83V237H81L80 239H78L79 238V235L81 234L80 232H82L79 228H81V227H79ZM42 225L41 226H39V227H41L42 228ZM46 225V224H45ZM77 225V227L75 228V226ZM0 226H4V224H2V221H1V225ZM49 226V225H48ZM51 226V225H50ZM56 226V225H55ZM73 226V227H72ZM224 226V229H225V227L226 228H228L227 230L229 231V232H227V233H232L231 234V238H229V237H227L228 235H227V233H226V231L224 232L227 236L226 237H223V234H222V230H224V229H222V227ZM46 227H47V225H46ZM0 229H1V227H0ZM44 229V231H46V229L45 228H43ZM2 230V229H1ZM25 232V231H24ZM23 232V233H24ZM84 232H83V235H84ZM249 233H250V235L251 234H253V235H256L252 240H249V238H251V237H248V235H249ZM3 234V233H2ZM28 234V235H27ZM79 234V235H78ZM13 236V235H12ZM225 236V235H224ZM230 236V235H229ZM14 237H13V239H14ZM259 237V238H258ZM200 239H203L204 240V245L203 246H199L198 245V240H200ZM260 239V240H259ZM16 241V240H15ZM240 241V242H239ZM14 242V241H13ZM29 242H31L30 244H29ZM202 242V241H201ZM203 243V242H202ZM23 245V244H22ZM70 245V246H69ZM200 245H201V243H200ZM43 246H49L50 247V251L45 255V257H43V254H42V247ZM13 247H15L14 246V244H13ZM48 247V248H49ZM45 248V247H44ZM45 249H47V248H45ZM18 250V251H17ZM26 250H28V249H26ZM48 250V249H47ZM14 251H17L18 252V254L16 253V252H14ZM35 251V252H34ZM44 251V250H43ZM46 251V250H45ZM32 252H34V253H32ZM99 252V251H98ZM193 252H195V254L193 253ZM264 252V251H263ZM24 253V252H23ZM96 254H98L97 252H96ZM101 254V253H100ZM102 254V255H103ZM166 254H169V255H166ZM192 254H194V256H192ZM261 254H263V253H261ZM95 256V255H94ZM261 256V255H260ZM27 257H29V258H27ZM101 258H102V256H100ZM99 257V258H100ZM262 257H264L263 255H262ZM103 258H104V256H103ZM182 258V259H181ZM258 258H259V256H258ZM258 258H256L257 260V262H259V260H261V258L258 260ZM31 259V260H32ZM88 259V258H87ZM86 259V260H87ZM89 259H91L92 260V258L91 257H89ZM88 259V260H89ZM30 260V259H29ZM28 260V261H29ZM32 260V261H33ZM90 260V261H91ZM104 260H106V258L104 259ZM103 260V261H104ZM27 261V260H26ZM27 261V262H28ZM97 261V260H96ZM102 261V262H103ZM25 262V261H24ZM93 262H94V260H93ZM92 261H91V263H93ZM98 262V261H97ZM100 262V261H99ZM101 262V263H102ZM182 262V261H181ZM18 263V262H17ZM20 263V262H19ZM23 263V262H22ZM89 263V262H88ZM101 263H99V264H101ZM183 263V262H182ZM24 264V263H23ZM28 264H30V263H28ZM33 264V263H32ZM97 264V263H96Z\"/></svg>",
    "mask_w": 264,
    "mask_h": 264
},
{
    "label": "rangeland",
    "instance_id": "374dc122",
    "mask_svg": "<svg viewBox=\"0 0 264 264\" xmlns=\"http://www.w3.org/2000/svg\"><path fill=\"white\" fill-rule=\"evenodd\" d=\"M54 2V3H51L50 4V2ZM70 1V2H69ZM92 3H91V2ZM98 3H97V2ZM104 1V0H103ZM102 0L100 1V0H94V2H93V0H41L39 3H41V4H38V5H36L35 7L37 8V7H39L40 5V7L39 8H37V10H36V8L34 7L33 9L34 10H36L35 12H34V10L33 11H31L29 14H28V16L26 17V19H23V20H10L9 19V21H8V16H10L8 13V15L5 13V11H3V12H1V14H0V83L2 82V81H4L2 78H4V76H5V78L6 77H8L9 78V76H10V78L8 79V78H6L7 79V81H6V79H5V83H10L9 85H14V86H16L15 88H17L18 87V89H15L13 86V89H12V87H11V89L14 91H16V93L17 92H19V94L17 95V94H13V91H12V93L11 92H9V94L7 95H5V93H8L7 91L9 90V91H11L10 89H1V91H0V93H2V94H0L1 96V98H0V102H1V100H2V103H0V108H1V110H0V146H3V148H1L0 147V202H1V204H0V206L1 207H3V206H5V207H3V209H1V207H0V213L1 212H3V213H1V214H3V216L2 215H0V225H1V221H2V224H4V226H0L1 227V229H0V233H1V235H2V237H5V234L8 236V237H6V238H11V248L14 250V248H15V250L16 249H18L19 250V252H21V253H19V255H27L28 253L27 252H29V249H33L34 247H35V245L33 244V245H31L32 243L31 242H29V246H28V239H25V242L24 241H21V240H19V239H16L15 237H14V235L15 234H25V233H27L28 232V237L29 238H34V236L33 235H35L34 233H37V231H35L34 232V229L36 228L37 230H40V231H38V233L39 234H42L41 232H43V234L42 235H44L45 233L44 232H46L47 233V230L49 231V228L51 229L52 227H53V225H54V227H53V229H51L52 231H50V232H48L47 234H53L54 232L53 231H55L54 229H56V231L57 230H59V228L57 229V227H58V225H59V227H60V229H62V226H63V229L65 228H67L68 226H66L65 227V225L67 224V225H69V223H71L73 226H74V224H76V223H81V221H83L84 222V225H87V220H85V219H87V217H86V215L84 214H81L79 211L77 212L76 211V208H75V206H74V202L72 201V199H70V200H67V201H65V199H64V197L62 196V194L60 193V195H58V193L59 192H57V195H56V191H60L61 189L59 188V186H56V184L57 183H59V181H60V179H61V181H66V179L67 178H70L72 181H75L76 180V175L78 174V171H80V173L81 174H83L84 172L83 171H81L82 169L85 171V173L87 172V170H85L84 168H89L90 167V169H88V170H90V171H92V172H90V171H88L87 173H88V176H86V177H84L85 175H82L83 176V178L82 177H79V175H81V174H78V177L79 178H77V179H79L80 181L78 182V183H76V181H78V180H76L74 183H75V186H77L76 188H75V192H77L78 191V193H77V197H81L83 200L85 199V201H88V199L89 200H91L90 201V203H92V205L89 203V201L87 202V205H90V206H93V204L95 203V202H97L96 204H98V205H96L95 207V209H98V208H101L100 206H99V204L100 203H98L102 198L101 197H97V199L98 200H96V197H95V192H94V188H92L91 189V187L89 188L88 186H90V184L91 183H93V178L94 177H96L97 176V172L95 173L93 170H96L95 169V165L93 166L92 165V163H93V161L92 160H90L91 161V163H89V161H88V159L87 160H85L86 158L84 157V158H81L80 160H78V159H75L76 157H77V155L75 154V152L77 153V151H79V149L82 147H77L79 144H81L82 142H81V140H83V139H87V140H85L86 141V143H88L87 141H88V138L86 137V135H87V133L85 134V135H83V136H78L77 134H76V132L79 134L80 133V131L78 132L77 130L79 129V127H78V122L77 121H79V120H81L82 118H84V113L87 115V116H85V117H88V116H90L91 117V115H92V117L90 118V119H92V120H90L91 121V123H93L94 124V126H91V127H89L88 128V133L89 132H91L94 128H97L96 127V124H97V126L98 125H100L101 124V122H102V117H104L103 116V114L105 115V117H106V113H107V110H108V113H107V116H109L110 114H109V111L111 110L110 108L108 109V107H107V104L109 105L110 104V98L111 97H109V96H111V95H109V96H107L106 97V102H104V103H107V104H102L103 105V107H107L106 109L105 108H103V107H100L101 105V102H99L98 101V104H96V105H98L97 107H98V110H96V105L95 106H93V107H96V108H93L92 107V105L90 106V104H88V102L90 103V98L93 96V94H94V92L93 91H95V89L94 88H98V90H96L95 91V93H100L101 92V90H102V92L101 93H103V92H105L106 91V93L107 92H109V93H107V95L108 94H111L110 92V90H111V84H110V82H114V81H110V80H112V78L111 79H109V77H107L106 75H104V74H108V73H105L106 72V70H108L106 67H105V69H104V66L102 65V64H100V61L103 63V62H105V61H108V62H111L112 61V59H113V61L114 60H117V58H114V56L116 55L117 56V54H112V55H110L108 58L110 59H106V58H102V57H100V56H98L99 57V59L98 58H93L92 56H91V54H90V51H89V49L91 48V49H95L94 48V46L95 47H98V46H100L99 45V43L101 44V46L99 47V48H102V47H106V45L107 46H117L118 45V48H120L121 49V51L122 52H124V53H126V52H128V53H126L125 55L123 54V56L124 57H131V58H135V57H139V55H137V54H140V52L139 51H142V49L141 48H144L143 46H142V44L143 43H145V41L148 39V41H150V42H146V44H147V47H146V45H145V48L143 49V51L141 52V56L142 57H146V55H151V54H155V53H160V50L161 51H163V53L164 52H168L169 54L171 53L169 50H171L173 53H171L170 55H169V57H167V56H165V58H161L160 60H159V62H163L166 58H175L176 57V55H177V53L175 52V51H173L172 49H174L176 46H175V44H176V42L177 41H174V40H178L179 39V37H180V41L183 43V45H182V43L179 41V42H177V44L180 46H185L186 44H185V42H188L190 39H191V37H190V35L193 37L195 34H198V32L196 31L197 29H198V26L200 27V26H202L203 25V23H204V25L206 24V23H208V21L209 22H211L210 20L211 19H208L209 17H212V15L214 14V12H217V13H215V15L217 14V16H215V15H213V17L212 18H214L215 17V20H217L216 19V17H218V19H219V21H220V19H221V21L223 20V22H225L227 25H229L230 23H234V21L236 22V21H238V25L237 26H242L243 27V25L242 24H240L241 22L242 23H244V21L245 20H248V18H249V20L248 21H250V24L252 23H254L253 24V26H252V24L250 25L251 26V29H253V30H251L250 29V31H249V36L251 35V38L253 39V40H251L252 42H254V40H257L258 42H256L255 41V43H252V42H249V38H248V36L247 37H244L245 39H244V41H243V38L241 37L242 36V33H240V32H242L243 31V29H241L240 30V27H236L234 30H235V34H233V32H234V30L231 32V34H233V35H229L230 36V38H229V40H231V39H233V41L235 40L236 41V43L238 44V47L237 48H239V50H238V52L240 51V52H242V50H240V49H242L244 46H245V48L246 47H248L247 49H244L243 48V52H242V54L243 55H241L240 56V52H239V56L241 57H239V59H242L241 61L239 60V59H236V58H238V55H237V53L238 52H236V53H233L232 55L231 54H229L230 56H232V57H230L229 55H227V56H229V58H231V59H235V61L234 60H230L229 58H225L224 56H226V54H224V56H223V54L221 55V58H219L220 56H218L217 58H216V56L217 55H219V54H217V55H215V54H213L211 57H212V61L211 60H209L208 61V58L207 59H205V56H204V58L203 57H199V58H197V60H196V58L195 59H193V58H191L190 60H187V62H188V64L189 65H187L186 66V68H183V69H181L180 71H179V73H177V74H175V75H173V79L174 80H178V81H180L179 83H181V81L182 82H184V87L182 88L181 87V85L178 83V81H177V83L179 84V86L182 88V90H183V92L184 93H186V95L182 92V96L183 97H181L180 99H182V100H180V99H178V100H180V102L181 101H183V98H184V101H187V102H185L186 103V105H187V110H186V108H182L181 109V104H182V102H181V104H180V106H179V109H178V113H176L174 116H172V117H169L168 118V115L166 114V113H162V110H160L161 112H159V114L157 115V114H155V116H156V118H157V120L159 119L161 122H163V120H164V122H166L168 125H166V123H162L163 124V126L164 125H166V126H168L169 127V124H170V127H169V129H171V130H176V131H180V129H181V127L180 126H183V125H185V127L187 126V122H189V124H191V125H194V126H199V128H203V127H206V125H210L211 126V124H212V126H213V123H211L210 121H212L211 119H212V117L214 118L216 115L215 114H217V116L215 117V118H217L221 113H222V109H224V108H226V106L228 105V103H225V105H222L223 106V108L221 107V104L222 103H224L223 101L225 100L224 99V95H226V92L228 93L227 94V96H225V98L227 97V100H225V102H229L230 103V98H231V96L233 95V92L235 91V89H237V87H238V89H243L244 87V84H246L244 81H248V82H253V80H254V77L257 75H255V73H260V74H258L259 76H261V74L262 73H264V67H259V66H261L262 64H264V43H261L260 44V42H263L262 40H264V38H262V39H260L259 38V40L257 39V37H263L264 36V31H262V30H264V24H262V23H264V19H262V18H264V13L262 12V14L260 15L259 14V12H260V8H262L261 9V11H264V4H262V0H261V5H259V4H257V2L255 1L254 3H252V5H250V7H252V9L253 10H251L250 8L248 9L246 6H245V4L244 3H242V2H245V1H243L242 0V2H240L239 0H236V1H238V2H240L239 4L241 5H243V7H241L240 6V8H236V6H234L233 7V5H231V3H233V4H237V3H234V2H236L235 0H234V2H229L228 0H226V3H223V5H226L227 4V6H223L226 10H227V8H228V12L231 10V12H229V13H231V14H229V13H227L228 14V16H226L225 15V13L227 12V11H225V9H223L224 11H220L221 10V7H222V3H219V6H220V4H221V7L219 8V6L217 5V9H216V6H215V4H217L216 2H213L212 0V4H213V6L212 5H210V2L208 3V1L209 0H207V1H205L206 2V4L205 3H203V4H201L202 2H200V3H198L199 2V0H180V4H179V2H176V3H170V4H168L169 3V0H168V2H163V1H167V0H162V2H163V4H162V2H161V4H159L160 3V1H159V3L156 1H152V2H154V4L155 5H153V3L151 2V0H149L150 2V5H153V6H151V7H154V8H150L149 7V9L146 7L145 8V6H146V3H142L144 0H108V1H106V2H108V3H106V2H103ZM110 1V2H109ZM124 1V2H123ZM128 1H130V3L128 2ZM136 1V3L137 2H140L142 5L140 6V3H139V5H137L136 3L134 4L133 2H135ZM146 1V0H145ZM182 1V2H181ZM189 1H191V2H189ZM225 1V0H224ZM227 1L230 3V5H231V7H233V8H230V5H229V3H227ZM259 1L260 0H258V3H259ZM77 2H79V4L77 3ZM90 2V3H89ZM96 2V3H95ZM126 2H128L129 3V6H127L126 5ZM185 2V3H184ZM188 2V3H187ZM193 2V3H192ZM263 2H264V0H263ZM44 3V4H43ZM50 4V5H47V4ZM101 3V4H100ZM124 3V4H123ZM156 3H158V4H156ZM181 3H183V4H181ZM187 3V4H186ZM190 3H191V5L193 6L194 4V6L196 7V8H198V9H196L194 6L192 7L191 5H190ZM215 3V4H214ZM93 4V5H92ZM95 4V5H94ZM131 4V5H130ZM168 4V5H167ZM172 4V5H171ZM175 4V5H174ZM254 4H255V6L257 5V6H259V7H257V8H254ZM53 5V6H52ZM105 5V6H104ZM109 5V6H108ZM123 5V6H122ZM157 5V6H156ZM159 5H161V6H159ZM170 5V6H169ZM184 7H186L187 8V5H190V6H188V8H187V10H186V8H184ZM186 5V6H185ZM197 5V6H196ZM206 7H205V6ZM209 5H210V7H209ZM263 5V6H262ZM43 6V7H42ZM49 6V7H48ZM51 6V7H50ZM81 6V7H80ZM96 6V7H95ZM101 6H103V7H101ZM107 6V7H106ZM114 6V7H113ZM120 6V7H119ZM122 6V7H121ZM127 6V7H126ZM132 7V9H131V7ZM137 6V7H136ZM140 6V7H139ZM159 6V7H158ZM176 6H178V7H176ZM204 6V7H203ZM215 6V7H214ZM238 6V5H237ZM261 6V7H260ZM49 9H48V8ZM85 7V8H84ZM117 7V8H116ZM135 7V8H134ZM163 7H165V8H163ZM171 7V8H170ZM189 7H190V9H189ZM202 9H201V8ZM208 7V9H205V8H207ZM227 7V8H226ZM239 7V6H238ZM244 7L246 8V10L244 9ZM249 7V6H248ZM47 8V9H46ZM119 8V9H118ZM128 8H130V9H128ZM137 8H138V10H137ZM161 8H163L164 10H166V11H164V10H162ZM185 10H184V9ZM194 8V9H193ZM201 10H200V9ZM61 9V10H60ZM96 9H98V10H96ZM101 9V10H100ZM109 9V10H108ZM133 9H135V10H133ZM144 9V10H143ZM145 9H148L150 12H153L154 10H157L158 9V11H159V13H158V11H156V13L155 14H153V13H150L148 10H145ZM152 9V10H151ZM154 9V10H153ZM161 9V10H160ZM172 9V10H171ZM179 9V10H178ZM204 9V10H203ZM210 9V10H209ZM214 9V10H213ZM230 9V10H229ZM239 9H241V10H239ZM244 9V11H248V12H250V10H251V14H250V16L246 13V14H244V11H243V15L242 14H240V12L242 13V10ZM257 9V10H256ZM67 10V11H66ZM92 10V11H91ZM111 10H112V12H111ZM115 10V11H114ZM181 10V11H180ZM193 10H196L197 11V14H196V12L195 11H193ZM207 10H209V12H211V13H209ZM216 10V11H215ZM223 12L222 13V18H224L225 19V17H226V19L227 20H229V21H231V20H233V22L231 21L230 23H228L227 22V20L225 21L224 19H222V18H220L221 16L219 15V14H221L220 12ZM233 10H235V12L234 13H232L233 12ZM259 10V11H258ZM46 11V12H45ZM54 11V12H53ZM63 11V12H62ZM72 11V12H71ZM109 11V12H108ZM117 11V12H116ZM125 11V12H124ZM138 11V12H137ZM144 11V13H142ZM145 11H146V13H145ZM183 11H186L187 13H183ZM200 11V13L202 14V13H204L205 11H207V13H204L205 15H204V17H203V14L201 15L200 14V16L198 17V12ZM236 11L239 13H236ZM253 11L254 12H258V15H257V13H253ZM32 12H33V14H32ZM39 12V13H38ZM53 12V13H52ZM56 12V13H55ZM58 12V13H57ZM62 12V13H61ZM68 12V13H67ZM121 14H120V13ZM141 12V13H140ZM147 12L149 13V15L147 14ZM155 12V11H154ZM165 12V13H164ZM182 12V13H181ZM191 13L190 14V16H189V14L188 13ZM218 12H219V14H218ZM113 13V14H112ZM164 14V16H163V14ZM168 15H167V14ZM209 13V14H208ZM236 13V14H235ZM57 14V15H56ZM74 14V15H73ZM100 14V15H99ZM107 14V15H106ZM110 14H112V15H110ZM117 15V17H115L116 15ZM134 14V15H133ZM139 14V15H138ZM143 14H146V15H143ZM158 14H160V15H158ZM166 14V15H165ZM179 14V15H178ZM182 14H183V16H184V19H183V16H182ZM188 14V15H187ZM206 14H207V16H206ZM234 14V15H233ZM254 14V15H253ZM256 14V15H255ZM7 17H5V16ZM61 15V16H60ZM73 17H72V16ZM87 15V16H86ZM91 15V16H90ZM94 15V16H93ZM103 15V16H102ZM105 15V16H104ZM110 15V16H109ZM118 15H119V17H118ZM154 15V16H153ZM156 15H158L157 17H156ZM196 15V16H195ZM219 15V16H218ZM232 15V16H234V17H230V16ZM236 15V16H235ZM239 15V16H238ZM240 15H242L243 17H245L246 19H244V18H240ZM50 18H49V17ZM101 16V17H100ZM112 16H114V18L112 17ZM121 16H123V18L121 17ZM125 16H127L126 18H125ZM146 16H148V18L149 17H151L150 19L152 20V21H154V23H157V24H154L153 23V25H152V21H150ZM170 16V17H169ZM174 16V17H173ZM181 16H182V18H181ZM185 16H187V19L185 18ZM188 16H189V20H188ZM193 16V17H192ZM195 16V17H194ZM203 18H202V17ZM247 16H249L248 18H247ZM251 16H253L254 18H258L259 19V16H261L260 18L262 19V21H261V19H259L260 20V22H261V24L262 25H260L259 26V24H257L256 22H259L258 20L256 21H254L252 18L253 17H251ZM263 16V17H262ZM38 17V18H37ZM64 17V18H63ZM66 17V18H65ZM70 17V18H69ZM90 17V18H89ZM109 17V18H108ZM110 17H112V21H110L109 22V20H111L110 19ZM131 17V18H130ZM141 17L143 18V19H145V18H147L149 21H145L144 20V22L146 23V22H149V24L151 23V25H152V27H154V28H152L151 27V25H150V29H148V28H143L141 31H138L137 33L135 32V33H133V34H131V36L129 35L130 33H132L133 32V29H132V27H134V25H132V24H129V25H132V27H130V26H128L127 24L129 23L128 22V20L130 19V20H134V18H135V20L136 21H141V20H143V19H141ZM158 17H159V19H158ZM165 19H164V18ZM169 18V19H167V18ZM197 17L199 18L198 19V24L199 25H197L196 24V20H197ZM230 17V18H229ZM235 17H238V19H236L235 20ZM250 17H251V20H250ZM72 18H74L75 20H72ZM84 18L87 20V22L84 20ZM100 18L104 21L103 23L104 24H107V22H108V25H104V24H102V25H104V27L105 26H107V28L105 27H103L102 26V28H100V30H95L97 33H100L101 31H102V29H103V31L101 32L103 35L101 36L100 34H97L95 31H93V32H95L94 33V35H93V33L91 32L90 33V31L88 32V33H86L87 31L86 30H83V33L81 32V33H79L80 31L79 30H81L80 29V26H85V25H90L91 24V22L90 21H92V25L93 24H95V22H98V20H100ZM107 18V19H106ZM133 18V19H132ZM137 18V19H136ZM140 18V19H139ZM162 18V19H161ZM174 18V19H173ZM178 18V20L176 21L175 19H177ZM181 18V19H180ZM193 18H194V20H193ZM208 19V21L207 20H205V19ZM229 18V19H228ZM231 18H233V19H231ZM41 19V20H40ZM78 19H80V20H78ZM81 19H83V23L82 22H77V20L78 21H82ZM107 21H106V20ZM109 19V20H108ZM113 19H115V21H113ZM117 19V20H116ZM119 19H121V20H119ZM123 19V20H122ZM125 19H127V21L125 20ZM179 19H180V21H179ZM190 19H192V20H190ZM196 19V20H195ZM203 19H204V21H203ZM231 19V20H230ZM244 19V21H242ZM52 20V21H51ZM56 22H55V21ZM119 20V24H118V21ZM126 21L125 23H123V21ZM163 20H165V21H163ZM169 20V21H168ZM182 20V21H181ZM186 22H185V21ZM8 21V22H7ZM28 21H30V22H28ZM76 23H75V22ZM106 21V22H105ZM158 21V22H157ZM160 21L163 23V24H160ZM168 21V22H167ZM173 21H175L174 22V24H178L179 25V23L181 22L184 26V29H183V27H182V24L180 23V25H179V27L178 28H176L175 26H178V25H175L174 26V24L172 23ZM201 21V22H200ZM203 21V22H202ZM207 21V22H206ZM218 21V20H217ZM220 21V22H221ZM252 21V22H251ZM254 21V22H253ZM32 22V23H31ZM47 22V23H46ZM74 22V23H73ZM100 22L101 21H99V24H100ZM128 22V23H127ZM165 22H167V23H165ZM185 24H184V23ZM190 23V25H189V23ZM192 22H195V23H193L192 24ZM223 22H222V26H223V28L225 29V30H223L222 32H223V34L224 33H226V34H228V33H230V28L228 27V26H226V25H224L223 24ZM8 23H9V25H8ZM30 23V24H29ZM34 23V24H33ZM42 23V24H41ZM58 23V24H57ZM82 23V24H81ZM90 23V24H89ZM124 25H123V24ZM127 23V24H126ZM202 23V24H201ZM247 23V22H246ZM249 23V22H248ZM25 24H27V25H25ZM55 24V25H54ZM75 24V25H74ZM76 24H81V25H79V27H77L78 25H76ZM98 23L96 24V25H93V26H97V25H99ZM114 24V25H113ZM159 24V25H158ZM188 24V25H187ZM194 24H196L197 25V29H196V25L194 26ZM240 24V25H239ZM245 24V23H244ZM256 24V26H258L259 27V29L261 30V32H260V30L259 29H257V27L256 26H254ZM29 25V26H28ZM31 25V26H30ZM40 25H41V27H40ZM62 25V26H61ZM76 26V28L74 27V26ZM110 25H112V26H110ZM121 25H123V26H121ZM125 25L127 26V27H125ZM160 25H161V28L163 27V28H166V29H163L162 28V30H164V31H162V30H160L161 28H158V27H160ZM170 26V28H169V26ZM192 25H193V27H192ZM230 25H232V24H230ZM22 26H24V27H22ZM37 26V27H36ZM46 26V27H45ZM70 26H71V28H70ZM74 28H73V27ZM83 26L81 27V28H83ZM99 26H101V24L99 25ZM109 26L112 28L111 30L112 31H110V28H109ZM120 27L119 29H118V27ZM136 26V25H135ZM181 26V27H180ZM188 26H189V28H192V29H188V31H189V34H188V31H187V28H188ZM225 26V27H224ZM233 26V25H232ZM263 26V27H262ZM7 27V28H6ZM33 27V28H32ZM114 27H116V28H114ZM123 27V28H122ZM131 29H130V28ZM137 27V26H136ZM141 27H144V26H141ZM155 27H156V29H159L158 31L155 29ZM174 27V28H173ZM194 27H195V29H194ZM231 27V26H230ZM241 27V28H242ZM253 27V28H252ZM21 28V29H20ZM54 28V29H53ZM70 28V29H69ZM79 28V30H75V29H78ZM167 28H168V30H167ZM176 28V29H175ZM180 28V29H179ZM181 28H182V30H181ZM201 29L203 28V27H200ZM200 28H199V33H200ZM229 28V29H228ZM14 29V30H13ZM61 29V30H60ZM109 31H108V30ZM113 29H114V31L116 30V33L115 32H113ZM122 29V30H121ZM128 29V30H127ZM132 31H130V30ZM178 30V31H175V30ZM237 29H239V30H237ZM259 31H257V30ZM5 30V31H4ZM8 30V31H7ZM22 30V31H21ZM28 30V31H27ZM31 30V31H30ZM35 30V31H34ZM54 30V31H53ZM120 30V31H119ZM125 30H127V32L125 31ZM153 30V31H152ZM167 30V31H166ZM170 30V31H169ZM179 30H181V32L179 31ZM184 30V31H183ZM193 30V31H192ZM257 31V33H256V31ZM33 31V32H32ZM41 31V32H40ZM85 31V32H84ZM105 31H107V32H105ZM122 31H124V32H122ZM146 31V32H145ZM166 31V32H165ZM169 31V32H168ZM175 31V32H174ZM236 31H237V33H236ZM239 31V32H238ZM252 31V32H251ZM253 31L256 33H254L253 34ZM54 32V33H53ZM62 32V33H61ZM69 32V33H68ZM72 32H73V35H72ZM106 34H105V33ZM114 33V34H111V35H116L115 37H117L118 35H120V41H121V37H123V36H121V35H125V38L127 39L126 41H125V38L123 37V39H122V42H117V41H119V36L117 37V39L114 37V36H110V33ZM120 32H122V33H120ZM125 32H126V34H125ZM141 32V33H140ZM142 32H144V33H142ZM159 32H161V33H159ZM177 32V33H176ZM178 32L180 33L179 35H178ZM184 32V33H183ZM187 32V33H186ZM192 32V33H191ZM194 32H197V33H194ZM263 32V33H262ZM85 33V34H84ZM92 34V35H90V34ZM108 33V34H107ZM117 33H119L118 35H117ZM168 35H167V34ZM182 33H183V35H185V33L188 35V37H189V39H188V37H187V35H185V36H183L182 35ZM250 33H252V34H250ZM76 36H75V35ZM80 34H81V37H79L80 36ZM84 34V35H83ZM88 34V37L86 36ZM105 34V35H104ZM136 34V35H135ZM138 34V35H137ZM163 34V35H162ZM179 36H177V35ZM225 34V35H226ZM240 36H239V35ZM258 34H260V35H258ZM261 34H262V36H261ZM44 35V36H43ZM56 35V36H55ZM79 35V36H78ZM127 35V36H126ZM181 35H182V37H181ZM222 35V34H221ZM236 35V36H235ZM254 35V36H253ZM82 36H84V37H82ZM96 38L93 42H94V44H93V42L92 43H89L88 44V42H91V40H93V38L94 37ZM131 38H130V37ZM137 36V37H136ZM149 36V38H146V37H148ZM232 36V37H231ZM255 36H257L256 37V39H254L255 38ZM54 37V38H53ZM65 37V38H64ZM76 37H78V38H76ZM98 37H102L101 39L100 38H98ZM106 37V38H105ZM111 37V38H110ZM112 37L114 38V39H112ZM150 37H151V40H150ZM159 37V38H158ZM164 37V38H163ZM167 37V38H166ZM174 37H176V38H174ZM220 37H222V36H220ZM235 39H234V38ZM239 37H240V39H239ZM3 38V39H2ZM22 38V39H21ZM36 38V39H35ZM53 38V39H52ZM62 38V39H61ZM70 38V39H69ZM82 38H84V39H82ZM109 38L111 39V41H108L109 40ZM178 38V39H177ZM187 40H185V39ZM250 38V39H251ZM74 39H76V41L74 40ZM87 39V40H86ZM101 40L102 41V43L99 41V40ZM104 39H106V43H104L103 41H104ZM161 39V40H160ZM162 39H165V40H162ZM183 41H182V40ZM238 41H237V40ZM18 40H21V41H18ZM29 40V41H28ZM37 40V41H36ZM114 40V41H113ZM115 40H117V41H115ZM140 40V41H139ZM142 40V41H141ZM144 40V41H143ZM154 40V41H153ZM173 40V41H172ZM242 40V41H241ZM26 41V42H25ZM59 41V42H58ZM63 41V42H62ZM98 41V42H97ZM133 41V43H131ZM152 41V42H151ZM158 41V42H157ZM160 41V42H159ZM169 41V42H168ZM260 41V42H259ZM7 42V43H6ZM16 42V43H15ZM38 44H37V43ZM48 42V43H47ZM65 42V43H64ZM80 42H82V43H80ZM85 42H87L86 44H84ZM96 42H97V44H96ZM110 42H111V44H110ZM112 42H116L115 44H117V45H115L114 43H112ZM125 42V43H124ZM129 44H131V45H129ZM175 42V44H173ZM238 42H240V46H239V43ZM243 42V43H242ZM13 43V44H12ZM66 43H67V45H66ZM121 43H124L123 45L121 44ZM139 43V44H138ZM167 43V44H166ZM179 43H181V44H179ZM246 43V44H245ZM259 43V44H258ZM24 44V45H23ZM30 44H31V46H30ZM36 44V45H35ZM40 44H41V46H40ZM55 44V45H54ZM81 44H83V45H81ZM92 44H93V46H92ZM103 44H105L104 46H102ZM122 45V47H120L121 45ZM168 44H170L171 46H173V47H170ZM176 44V45H177ZM244 44V45H243ZM256 44H258L259 46L261 45V47L259 48V47H257L256 46ZM19 45H22L21 47L19 46ZM27 45H29V46H27ZM38 45V46H37ZM79 45V46H78ZM84 45H88V46H84ZM126 45V46H125ZM128 45L129 46H131L132 48H131V55L129 54L130 53V47H128ZM132 45H134V46H132ZM135 45H137L136 47H135ZM141 45V46H140ZM144 45V44H143ZM149 45V46H148ZM161 45H163L162 46V48L160 47ZM165 45V46H164ZM242 45H243V47H242ZM248 45V46H247ZM256 47H255V46ZM27 46V47H26ZM33 46V47H32ZM55 46H57L58 47V49H57V47H55ZM61 46V47H60ZM81 46V47H80ZM89 46H91V47H89ZM125 46V47H124ZM154 46H156V47H154ZM262 46H263V48H262ZM3 47V48H2ZM9 47V48H8ZM32 47V48H31ZM46 47V48H45ZM69 47V48H68ZM88 47H89V49H88ZM124 47V48H123ZM126 47H128L127 49H126ZM141 49V50H139V48ZM150 49H149V48ZM170 47V48H169ZM21 48H25L24 50H22ZM28 48V49H27ZM75 48V49H74ZM84 48V49H88V51H89V53H88V51L87 50H82V49ZM136 48V49H135ZM152 48H153V50H152ZM156 48V49H155ZM168 48H169V50H168ZM250 48H252V49H250ZM254 48V49H253ZM255 48H258V49H255ZM27 49V50H26ZM33 50V51H31V50ZM74 49V50H73ZM80 49V50H79ZM90 49V50H91ZM122 49H124V50H122ZM129 49V50H128ZM249 49V53H247L248 50ZM261 49V51H262V53L260 52L259 53V51L258 50H260ZM20 50V51H19ZM77 50V51H76ZM79 50V51H78ZM133 50V51H132ZM136 50V51H135ZM139 50V51H138ZM145 50V51H144ZM154 50H156V51H154ZM255 52H254V51ZM15 51H18V52H15ZM41 51V52H40ZM54 51V52H53ZM74 51V52H73ZM85 51V52H84ZM147 51V52H146ZM253 51V52H252ZM256 51H257V53H259V54H257L256 53ZM36 52V53H35ZM49 52V53H48ZM59 52V53H58ZM77 52V53H76ZM136 52H138L137 54H136ZM174 52H175V54H174ZM246 52V53H245ZM54 53L55 54H59V55H55V56H59L60 57V59L62 58V56H63V58L65 59H61V60H58L57 58H59V57H56L55 59L54 58H52V55H53V57H55L54 56ZM80 53V54H79ZM82 53H83V55H82ZM142 53H144V55H142ZM166 53H164V54H166ZM256 54V56L257 57H255V55H253V54ZM2 54H4V55H2ZM24 54V55H23ZM27 54V55H26ZM48 54V55H47ZM70 54V55H69ZM85 54V55H84ZM88 54H90V55H88ZM128 54V55H127ZM133 54L134 55H136V56H133ZM172 54H174V55H172ZM208 53H206L205 55H207ZM246 54V55H245ZM263 55V57L262 58H260L261 57V55ZM26 55V56H25ZM30 55V56H29ZM76 55V56H75ZM78 55H81V57L80 56H78ZM127 55V56H126ZM172 55V56H171ZM202 55V54H201ZM233 55H235L234 57H236V58H233ZM246 57H248V58H246ZM251 55H253V56H251ZM259 55H260V57H259ZM66 56V57H65ZM77 56H78V58H77ZM87 56V57H86ZM113 56V57H112ZM115 56V57H116ZM224 58H223V57ZM226 56V57H227ZM245 58H244V57ZM249 56H250V58H249ZM25 57V58H24ZM47 57V58H46ZM77 58V60H75L76 58ZM79 57H80V59H79ZM214 57V58H213ZM252 57H254L253 59H252ZM5 58V59H4ZM12 58H13V62H10V61H12ZM83 58H85V60H83ZM87 58V59H86ZM90 58H92L93 60H95L98 64H99V66L101 67H97V65L98 64H94V62H93V60L92 59H90ZM172 58V59H173ZM201 58H203V59H205L206 60V64H204V66H203V64H201V66L199 65L200 64V61L199 60H201ZM218 58H219V60H218ZM8 59V60H7ZM39 59V60H38ZM53 61H52V60ZM57 59V60H56ZM97 59V60H96ZM119 59V58H118ZM128 60H130V58H127ZM143 59H145V58H143ZM213 59H215V61H216V63H220V65H221V67H219L220 68V70H219V68H218V64L216 65V63H215V61L213 60ZM223 59L225 60V59H227V60H229V61H224L223 62ZM248 60V62L247 61H244V60ZM250 59H252V60H254V63L252 62V60L250 61ZM255 59L257 60V61H255ZM262 59V60H261ZM19 60H21V61H19ZM57 61V63H63V64H65V65H67V62L68 61H66V60H69V62H68V68L65 66V65H63V64H59L60 66H62V69L60 70V72L62 73V72H64V73H66V72H70V70L73 72V69L75 68V67H77V68H79L78 70H81L82 68V66L83 67H85L86 68V66H90L91 67V65H93V67H91L93 70L95 69V68H100V72L98 71V69H95L94 71H97L98 72V74H94V71L92 70V69H89L91 72H93V74L89 71V70H87V71H89L90 73H88L87 75H85V76H87V79L88 78H91L90 80L93 82H90L91 83V86L88 84L89 83V79H88V81H85V80H87L86 79V77L84 76V79L82 78L83 76H79V78L81 79L82 78V81H78V79H76V80H73V81H71L72 80V78H71V80L70 79H66V80H63V81H61V77L59 78V70H56V68L58 69V67H60V66H58V64L56 63V61ZM74 60H75V62H74ZM79 60V61H78ZM88 60V61H87ZM92 60V61H91ZM100 60V61H99ZM205 60L204 61H201V63H204L205 62ZM218 60V61H217ZM237 60V61H236ZM259 60H261V61H259ZM8 61V62H7ZM14 61H15V63H14ZM49 61V62H48ZM64 61H66L65 63H64ZM77 61V62H76ZM80 61H82V62H80ZM84 61L85 62H87V63H89V61H91L89 64H85L84 63ZM193 61V63L192 64H195L197 61H199V62H197L198 64H195L196 66V68H193L192 66V64H190V62H192ZM194 61H196V62H194ZM211 61V62H210ZM234 61V62H233ZM240 62V65L241 64H243L242 66H237L236 67V63L237 64H239V62ZM9 62H10V64H9ZM29 62V63H28ZM36 62V63H35ZM44 62V63H43ZM51 62H52V64H55V66H56V64H57V66L54 68V65H53V70H54V73L56 72L57 74H53V70L51 71L52 73H49L48 74V72L50 71V69H52V64H51ZM74 64H73V63ZM212 62H213V66L216 68H213V66H212ZM242 62V63H241ZM249 63V66H248V64L247 63ZM257 62H259V63H257ZM260 62H261V64H260ZM263 62V63H262ZM20 63H22L21 65H20ZM47 63V64H46ZM72 63V64H71ZM77 63V64H76ZM78 63L79 64H82L81 66H79L78 65ZM85 64V66H84V64ZM93 63V64H92ZM208 63H210V64H208ZM224 63V64H223ZM226 63L227 64H230L228 67H226L227 65H226ZM245 63V64H244ZM256 63H257V66L259 67V69L260 68H263L262 70H260V71H263V72H258V67H255V65H256ZM7 64H9L7 67H9L10 65H12V67H11V69L9 68H7L6 67V65ZM15 64L16 65H18V67H20V66H22V67H20V68H23L24 70H25V72H24V70H22L21 69V72H23V73H21L20 72V70H15V69H20V68H18L17 66H15ZM26 64V65H25ZM30 64V65H29ZM38 64H40V65H38ZM44 64V65H43ZM207 64L209 65L208 67H207ZM226 65V66H223V65ZM255 64V65H254ZM20 65V66H19ZM25 65V66H24ZM48 65H50V67L48 66ZM71 65V66H70ZM78 65V66H77ZM190 65H192V66H190ZM197 65H199V66H197ZM219 65V66H220ZM236 67H234V66ZM250 68L251 66V68L249 69L247 66ZM254 65V66H253ZM33 66V67H32ZM36 66V67H35ZM103 66V67H102ZM231 66H233V68L231 67ZM263 66V65H262ZM3 67V68H2ZM13 67H15V68H13ZM37 67H39V68H37ZM67 69H66V68ZM138 67V66H137ZM137 67H135L136 69H137ZM190 67H191V69H190ZM203 67H204V69H203ZM205 67H206V69H205ZM212 67V68H211ZM227 68V71H226V69L225 68ZM232 68V70L234 71L235 69H237V68H239L238 69V71L239 70H241V67H244L243 68V70H241V71H243L241 74L242 75H239L240 73H238L237 75H236V72H233L232 70H231V72L228 70V68L229 69H231ZM246 67V68H245ZM13 68V69H12ZM26 68V69H25ZM31 70V72L33 73V78H31V80H30V78L29 77H31L32 75V73L30 74L31 76H29V73L28 72H26L27 70L29 71V69ZM34 68V69H33ZM42 68V69H41ZM45 68L47 69V68H49V69H47V70H45ZM72 68V69H71ZM81 68V69H80ZM85 68H83V69H85ZM187 68H189L190 70L189 71H191L192 72V69L194 70V69H196V71H197V74L195 73L196 71H194V73L192 72V76H191V72L189 73V72H187L186 70H188ZM199 68V69H198ZM201 68H202V74L200 73V70H201ZM208 68V69H207ZM211 68V69H210ZM223 68V69H222ZM254 68H256V71H253V72H251ZM42 70L43 71V69H44V71L42 72L43 74H41V71L39 72V70ZM66 69V70H65ZM87 69V68H86ZM131 69V68H130ZM136 69H131L130 71H135ZM210 69V70H209ZM215 69V70H214ZM217 69H218V71H217ZM221 69H222V71L224 72H222L221 71ZM225 69V70H224ZM247 69H249V71L251 72L250 74L248 73L249 71H247ZM33 70H34V72H33ZM36 70V71H35ZM49 70V71H48ZM75 70V69H74ZM102 70V71H101ZM103 70H105V72H104V74H102L103 73ZM187 72V74H186V72ZM203 70H205V71H203ZM255 70V69H254ZM18 71V72H17ZM39 73H38V72ZM47 71V72H46ZM59 73H58V72ZM75 71H77V70H75ZM185 73H184V72ZM207 71V72H206ZM210 71V72H209ZM212 71V72H211ZM236 71V70H235ZM246 71V72H245ZM38 73L39 75H40V77L41 78H38L39 76H37V74L36 73ZM47 74H46V73ZM97 72H95V73H97ZM109 72V71H108ZM206 74H205V73ZM209 72V74L207 75V73ZM222 72V73H221ZM226 72H230V73H226ZM240 72V71H239ZM255 72V73H254ZM232 73V74H231ZM246 73V74H245ZM252 73H254V75L252 74ZM16 74V75H15ZM37 76V78L39 79V80H42V82H44V84L41 82V81H37V80H34V79H37V78H35L36 76ZM45 74H46V77H48L49 75H52V77L54 78V79H60L59 81L56 79V85L54 84L53 85V83L52 82H54L55 80L54 79H50L51 78V76H50V78H48L49 79V81H48V79L46 78H44L45 77ZM91 74L92 75H100V74H102L101 76H93V78L91 77ZM185 74V75H184ZM191 76V79L189 78L190 76ZM221 74V75H220ZM224 74V75H223ZM229 74V75H228ZM230 74L232 75V80H230ZM243 74H244V77H242L243 76ZM249 74V75H248ZM14 75V76H13ZM24 76V75H26V76H24V77H26V78H24V77H22V76ZM28 75V76H27ZM42 75H44V76H42ZM55 75H57L58 77H56ZM62 75V74H61ZM186 75H188L187 77H185ZM196 75H198V76H200L199 78H197L198 76H196ZM206 75V76H205ZM233 75H235V77H236V79H235V77H234V79H235V82H236V80H237V78H239L237 81H239L240 80V82L238 83H235V85H234V80H233ZM239 75V76H238ZM245 75H246V77H245ZM251 75V76H250ZM253 75V76H252ZM3 76V77H2ZM19 79L20 77L19 76H21L22 78H20V80H17V79H14V78H16V77ZM195 76V77H194ZM201 76H203V77H201ZM226 78V81H227V83L225 82V83H223V81H224V77ZM229 78H228V77ZM241 76V77H240ZM262 76H264V74H262ZM261 76V77H262ZM14 77V78H13ZM56 77V78H55ZM99 77V78H98ZM101 77H103V79H104V77L105 78H107L106 80H103ZM180 77H182L181 79L182 80H180ZM250 77H252L251 78V80L250 79H248V78H250ZM12 78V79H11ZM44 80H43V79ZM95 78H98L99 79V81H97V79H96V81L98 82H94L93 80H95ZM177 78V79H176ZM179 78V79H178ZM185 78V79H184ZM194 78V79H193ZM197 78V79H196ZM201 78V79H200ZM245 78H247V79H245ZM259 78V77H258ZM262 78H264V77H262ZM2 79V80H1ZM13 79L15 80V83H12V81H13ZM22 79V80H21ZM27 79H29V80H27ZM79 79V80H80ZM109 79V80H108ZM202 80V81H200V80ZM242 79H245V80H242ZM253 79V80H252ZM255 79H256V84H258V82H259V86L257 87V86H255L257 89H259V88H261V86L262 85H264V80L263 79H261L260 81L259 80H257V76L255 77ZM23 80H26V81H24L25 82V84L22 82ZM36 81V84H35V86H37V88L34 86H31L32 84L34 85V81ZM46 80V81H45ZM85 82H87V83H85ZM103 80V81H102ZM185 80V81H184ZM188 80V81H187ZM189 80H191V84L193 85H190V83L188 84V87H187V83L189 82ZM199 80V81H198ZM204 80V81H203ZM215 80V81H214ZM216 80H217V82H216ZM11 81V82H10ZM16 81H19L20 83H18V82H16ZM33 82V83H31V82ZM60 82V84L58 83V82ZM107 82L108 83V81H110L107 85H109L108 87H107V85H105L104 83L105 82ZM197 83H195V82ZM221 81V82H220ZM241 81H242V83H241ZM258 81V82H257ZM30 82V83H29ZM38 82H40V83H38ZM46 82H50V84L51 85H53V86H48V84L46 83ZM64 83V84H61V83ZM66 82H68V84H72L74 87H75V90H74V88L71 86V85H67V83ZM73 82H75V84L73 83ZM78 84H77V83ZM79 82H81V83H85L84 85H85V87L87 86V87H89L90 86V88L93 90L92 92H91V89H90V92H89V89H88V91H87V89H85L83 86L84 85H82L81 83H79ZM103 83L102 84V86L104 85V87L103 88H101L102 86H100L101 84L100 83ZM215 82V83H214ZM228 82H229V84H228ZM230 82H232V83H230ZM244 82V83H243ZM247 82V84H249ZM19 85H18V84ZM27 83V84H26ZM29 83V84H28ZM37 83H38V85H37ZM42 83V85L45 87V88H43L42 87V89L40 88V84ZM55 83V82H54ZM65 83H66V85H67V88L68 89H72V90H69V93L70 94H67L66 95V93H67V89H66V87H63V86H66L65 85ZM95 83V84H94ZM116 83H118V81L116 82ZM200 83V84H199ZM222 83V84H221ZM254 83H255V80H254ZM253 83V84H254ZM20 84L22 85V84H24L26 87H28V89L25 87V88H23V90H25V89H27L28 91V93H26V90H25V92L24 91H21L22 89L19 87L20 86ZM49 84V85H50ZM80 84V85H79ZM100 84V85H99ZM196 86H195V85ZM216 84H218V86L215 85ZM225 84V85H224ZM231 84V85H230ZM237 84H239L238 86H237ZM246 84V85H247ZM262 84V85H261ZM31 86L32 87V89H33V91H34V93L33 92H31V88H29V86ZM41 85V86H42ZM58 85V86H57ZM60 85V86H59ZM95 85H97V87L95 86ZM115 86L117 85V84H114ZM200 85H201V87H200ZM222 85H224V86H222ZM228 85H229V87L230 88H227L228 87ZM261 85V86H260ZM23 86V85H22ZM48 86V87H47ZM57 86V87H56ZM80 86L82 87V89L83 90H85L84 92H85V94L83 93V90L82 89H80ZM106 86V87H105ZM118 86H119V84H118ZM187 87V89H186V87ZM191 86V87H190ZM204 86H207L206 88L204 87ZM214 86H215V88L216 87H218L217 89H214ZM226 87V91L224 90V89H221L222 87ZM233 86V87H232ZM236 86V87H235ZM47 87V88H46ZM56 88V90H58V91H56L55 90V88ZM59 87H61V88H59ZM62 87L65 89H62ZM72 87V88H71ZM94 87V88H93ZM189 87H190V89H189ZM192 87H193V89H194V91H193V89H192ZM197 87V88H196ZM208 87H210V90H212V91H210L209 90V88ZM221 87V88H220ZM255 87H253V89L254 90H257V89H255ZM37 89L36 90V92H35V89ZM54 88V89H53ZM59 88V89H58ZM77 88H79V90L77 89ZM105 88V89H104ZM109 88V90L107 91V89ZM184 88H185V91H184ZM204 88H205V90H204ZM213 88V89H212ZM222 90H220V89ZM233 88V89H232ZM235 88V89H234ZM53 89V90H52ZM62 89V90H61ZM103 89H104V91H103ZM197 89H199V90H197ZM206 89H208L207 91H206ZM218 89H219V92H218ZM230 89L231 91H229L228 92V90ZM2 90H3V92H2ZM42 90V91H41ZM59 90H60V92L62 93V92H65L66 91V93H64V95H62L61 93L60 94H58V95H60V96H58V95H55V94H57V92L59 93ZM64 90V91H63ZM82 90V91H81ZM191 90V91H190ZM200 90H202V91H200ZM206 91V93H204V94H202L204 91ZM224 90V91H223ZM232 90H233V92H232ZM14 91V92H15ZM39 91H40V93H39ZM52 91V92H51ZM74 91L75 92V94L73 93V95H72V92ZM81 93V96H84L85 98L87 97L86 95H88V97H87V100H84V97L82 98L81 96H79L80 94L78 93ZM87 91V92H86ZM151 92V89L150 90H148V92ZM188 93H187V92ZM201 92V95H199V93ZM221 91V92H220ZM5 92V93H4ZM22 92V93H21ZM25 94H28V96L30 97V96H32V97H28L27 95H25ZM38 92V93H37ZM45 92H46V94H45ZM76 92L78 93L77 95L79 96V98L81 97V99H83L84 101H86V103L84 102V101H81L79 98H76ZM162 92V91H161ZM211 92V93H210ZM214 92H215V94H214ZM225 94H224V93ZM230 92H231V94H230ZM53 93V94H52ZM86 93H88V94H86ZM92 95H90V94ZM105 93V94H106ZM163 93V92H162ZM162 93H159V94H162ZM194 93V96L193 97H191V95ZM208 93V94H207ZM219 95H218V94ZM221 93H222V95H221ZM5 95V97H4V95ZM82 94H84V95H82ZM207 94V95H206ZM212 94V95H211ZM15 97H14V96ZM17 95V96H16ZM22 95H24V96H22ZM37 95V96H36ZM52 95V96H51ZM55 97H54V96ZM62 95V96H61ZM69 95V96H68ZM70 95H71V97H70ZM76 95V96H75ZM180 95V96H181ZM189 95V96H188ZM199 95V96H198ZM203 95V96H202ZM211 96V99L213 98V97H215V96H219V97H221V98H216L217 99V102L216 101H214V99H212L211 101H209L208 102V100L210 99L209 98V96ZM213 95H215V96H213ZM7 96H8V98H11V97H13V98H11L12 100H13V102L12 101H10L8 98H7ZM9 96H11V97H9ZM20 96H22V100H20L21 99V97H20V99H19V97ZM36 96V97H35ZM45 96H47V97H45ZM56 96L59 98H56ZM91 96V97H90ZM184 96H186V97H184ZM197 96L200 98V96H201V98L200 99H197ZM206 96V97H205ZM217 96V97H218ZM230 96V97H229ZM2 97H4V99L2 98ZM18 97V98H17ZM24 97V98H23ZM33 97H35V98H33ZM54 97V98H53ZM62 97V98H61ZM67 97V98H66ZM68 97H70V98H68ZM90 97V98H89ZM191 97V98H190ZM203 97V98H202ZM209 99H208V98ZM5 98H7L8 99V102L10 103V105H11V102H12V105L10 106V105H6L7 103H6V101H7V99L5 100ZM32 98V99H31ZM56 98V100H58L57 102H56V104H54V99ZM89 98V99H88ZM186 98V99H185ZM188 98V99H187ZM223 98V99H222ZM16 99V100H15ZM19 101H18V100ZM26 99H28V100H26ZM38 99V100H37ZM39 99H40V101H39ZM48 99H49V101H48ZM67 99H71L72 100V102L74 103H72V102H70L69 100H67ZM78 99V100H77ZM189 99H194L193 100V102H194V105H193V102L191 103L190 101H192V100H189ZM196 99V100H195ZM202 99H203V102H205L204 103V106L207 104V102H208V107H206V110H204V113H207V114H202L203 116H201V115H199L198 113H197V115H199L198 117L199 118H197L196 117V113L195 112H197L196 111V109L194 108L195 107V103H196V101L197 102H199V103H202L201 101H202ZM204 99L206 100V101H204ZM215 99V100H216ZM218 99H222L221 101H219ZM229 99V100H228ZM5 100V101H4ZM24 100H25V102H24ZM30 100H31V102H30ZM73 100H75V101H73ZM89 100V101H88ZM21 101H22V103H21ZM28 103H27V102ZM48 101V102H47ZM59 101H61L60 103H62V104H60L59 103ZM64 101H66V102H68V104H66V102H64ZM20 102V103H19ZM44 102V103H43ZM47 102V103H46ZM76 102V103H75ZM77 102H79L80 103V106H79V104H77ZM82 102V103H81ZM83 102H84V104H83ZM91 102H92V99H91ZM8 103V104H9ZM46 103V104H45ZM73 105H75V104H77L78 106H74V108L75 107H78V108H80V110L82 111L83 110V112H81L78 108H76V109H78V111L76 110V109H74V108H72L73 106H72V104ZM212 103V104H211ZM215 103V104H214ZM218 105H217V104ZM219 103H220V105H219ZM21 104H25L23 107H22V105ZM36 104V105H35ZM39 104V105H38ZM49 104H51V105H49ZM63 104H66L65 105V107H63V110H62V108H60V107H62V106H64ZM70 104V105H69ZM82 104V105H81ZM190 104V105H189ZM197 104V103H196ZM211 104V105H210ZM227 104V105H226ZM6 105V106H5ZM16 105V106H15ZM37 105H38V107H37ZM42 105H43V107H42ZM60 105V106H59ZM68 105V106H67ZM83 105H85V106H87L88 105V107L86 108V109H81V106H83ZM192 105V106H191ZM210 105V106H209ZM213 105V106H212ZM214 105H217L216 107H214ZM9 106L11 107V109L9 108ZM12 106H13V109H12ZM40 106V107H39ZM49 107V108H45V107ZM51 106V107H50ZM56 107V106H58L57 108H55V111L53 112L51 109H54L53 107ZM68 107V109H67V107ZM69 106H71V107H69ZM90 106V107H89ZM193 107V109L191 110V107ZM5 107H8V109L7 108H5ZM15 107V108H14ZM93 108V111H95V112H93L92 111V108ZM111 107V106H110ZM3 108H5L6 109V111H4L3 112ZM30 108V109H29ZM41 108V109H40ZM65 108V109H64ZM70 108H72V109H70ZM100 108H102V109H104V110H100ZM112 108V112H115L114 111V108H113V106L111 107ZM188 108H189V110H191V113H189V110H188ZM209 108V112H208V109ZM211 108V109H210ZM213 108V109H212ZM218 108V109H217ZM222 108V109H221ZM4 109V110H5ZM23 109H24V111H23ZM45 109V110H44ZM59 109V113L57 112V110ZM61 109V110H60ZM73 110V111H70V110ZM88 109H90V111L88 110ZM95 109V110H94ZM183 109H184V111H186V113L183 111ZM220 109V110H219ZM9 110H10V114L11 113H14V116H12L13 117V119H12V117L10 116L9 117V115H8V117L10 118H8L7 116H5V117H7V118H5V117H3L4 116V114L8 111L9 112ZM16 110V111H15ZM18 110V111H17ZM48 110H49V112H48ZM65 110V111H64ZM67 110H69V114H71V112H73L74 113V110L76 111V112H78L79 113V115H80V117H78V113H72L71 115H69L67 112ZM84 110H86V111H84ZM195 112H194V111ZM214 110L216 111V112H220V114L218 115V113H214ZM12 111V112H11ZM62 111V112H61ZM81 112V114H80V112ZM99 113H98V112ZM101 111H105V112H101ZM193 111V112H192ZM213 111V112H212ZM7 112V113H8ZM45 112H47V113H45ZM51 112H53V113H51ZM55 112H57V113H55ZM88 112H90L89 113V115L87 114ZM92 112H93V114H92ZM182 112V113H181ZM183 112H184V114H188V115H186V116H188V117H185L184 118V116L185 115H183ZM202 113H203V111H201ZM7 113L5 114V115H7ZM45 113V114H44ZM63 113V114H62ZM65 113H66V115H65ZM100 113H103V114H100ZM110 113H111V111H110ZM193 113V114H192ZM195 113V114H194ZM200 113V112H199ZM214 113V114H213ZM3 114V115H2ZM42 114V115H41ZM44 114V115H43ZM51 114H53V115H55V114H57V115H55V116H57L56 118H55V116H53V115H51ZM59 114V115H58ZM112 114V113H111ZM114 115H115V118L116 117H118L119 118V116L120 115H122L121 117H122V120L124 119V117H125V115L127 114V113H122V114H120V113H118V114H115V113H113ZM125 114V115H124ZM150 115H151V117H152V114L151 113H149ZM163 114L165 115L166 114V116H163ZM178 114H180L179 116H178ZM192 114V115H191ZM213 116H212V115ZM2 115V116H1ZM11 115H13V114H11ZM49 115V116H48ZM63 115V116H62ZM70 117H68V116ZM77 115V116H76ZM97 115H99V117L97 116ZM117 115V116H116ZM134 116V117H131V116ZM136 115V114H135ZM134 114L132 115V113L130 114V113H128L127 115H126V118L127 119H124L126 122H127V124L129 123V121H130V123H129V125H127L126 123H125V125L127 126V127H129V128H131L133 125V127L134 128H137L138 127V121L140 120V123H139V129H133V127L131 128V129H129V131L127 130V127L125 126H123L124 125V120H123V125H122V131L121 132H124V130H127L128 132H129V135H131L130 134V132L132 133V131H133V134H135L134 132H136V130H137V132H136V134L137 135H131V137L129 138V139H131V142H134L133 144H134V146L135 145H137L136 147H138V144L139 143H135V137L136 136H140L141 134H145V136L143 137V141H141V144L143 143L144 145H146V146H149L150 145V149H151V147L152 148H155L154 147V145H155V143L156 142H154V141H156V137L154 138V136L155 135H157V134H155L154 136H153V134H154V132H155V129L157 128V124H155L156 122H154V119H153V124H154V126L155 127H153L152 125H149V127H150V129H147V128H149L148 126L147 127H145V126H143V125H145L144 123H142L141 121V116L140 115H136L135 116ZM177 115V116H176ZM190 115V116H189ZM206 115H211V117L210 116H206ZM215 115V116H214ZM26 116V117H25ZM51 116V117H50ZM64 116H66V117H64ZM72 116V117H71ZM82 116V117H81ZM95 116H97V118L94 117ZM124 116V117H123ZM182 116H183V118H182ZM192 116V117H191ZM204 116H206V117H208V118H206L205 117V121L203 120V118L202 117H204ZM42 117V118H41ZM63 117V118H62ZM75 117V118H74ZM78 117V118H77ZM105 117H104V119H105ZM120 117V118H121ZM129 117V118H128ZM160 117H161V119H160ZM195 119H194V118ZM3 118V119H2ZM49 118V119H48ZM53 118V119H52ZM80 118V119H79ZM117 118V119H118ZM132 118V119H131ZM136 118V120H137V122H136V120H134ZM162 118H165V119H162ZM166 118L169 120L170 118V120L168 121V120H166ZM180 118H182L181 120H180ZM189 118H190V120H189ZM210 118V119H209ZM24 119V120H23ZM44 119V120H43ZM46 119V120H45ZM52 119V120H51ZM57 121H56V120ZM70 119H72V121L70 120ZM73 119H75V121L73 120ZM79 119V120H78ZM96 119V120H95ZM97 119H99V120H101V122H100V124L98 123V120ZM129 119V120H128ZM139 119V120H138ZM173 119V120H172ZM186 119V120H185ZM192 119V120H191ZM194 119V120H193ZM196 119L197 120H199V122H201V123H203V127H202V124H200V123H197V125H196ZM208 119V120H207ZM1 120L3 121V122H1ZM11 120V121H10ZM60 120V121H59ZM93 120H95L94 122H93ZM116 120V119H115ZM131 120H133V122L131 123ZM172 120V121H171ZM186 121V122H183L182 123V121ZM188 120V121H187ZM203 120V121H202ZM207 120V121H206ZM210 120V121H209ZM13 121V122H12ZM50 121V122H49ZM65 121V122H64ZM190 121H192V122H190ZM195 121V122H194ZM210 122V124H209V122ZM10 122V123H9ZM25 122H26V124H25ZM55 122V123H54ZM60 122V123H59ZM75 122V123H74ZM77 122V123H76ZM172 124H171V123ZM194 122V124H192ZM198 122V121H197ZM204 122H206V123H204ZM5 123H7V124H5ZM9 123V124H8ZM12 123V124H11ZM57 123H58V125H57ZM69 123V124H68ZM74 123V124H73ZM121 123V124H122ZM137 123V125H135V124ZM208 123V124H207ZM3 124V125H2ZM20 124V125H19ZM29 124V125H28ZM61 124V125H60ZM71 124H72V126H71ZM140 124H142V125H140ZM180 124H182V125H180ZM188 124V125H189ZM199 124V125H198ZM5 125V126H4ZM7 125V126H6ZM9 125V126H8ZM56 125V126H55ZM65 125L67 126V125H70V127L69 126H67V127H65ZM74 125H76V126H74ZM28 126V127H27ZM74 126V128L76 127V129H74V128H72ZM131 126V127H130ZM137 126V127H136ZM141 126V127H140ZM210 126H208L209 128H210ZM255 126V125H254ZM36 127H38V129L36 128ZM40 127H42V128H40ZM63 127H65V128H63ZM69 127V128H68ZM94 127V128H93ZM165 127V126H164ZM189 127H191L190 125H189ZM193 127V126H192ZM191 127V128H192ZM8 128V129H7ZM31 130H30V129ZM35 128V129H34ZM40 128V129H39ZM44 128V130L45 131H42L41 132V129H43ZM65 129V131L68 133H65L66 135H68L69 137H66V135L64 136V130L63 129ZM68 128V129H67ZM93 128V129H92ZM144 128H146V129H144ZM153 128V129H152ZM155 128V129H154ZM186 128H188V127H186ZM185 128V129H186ZM12 129V130H11ZM50 129V130H49ZM62 131H61V130ZM92 129V130H91ZM145 130L144 132L145 133H143V131L142 130ZM183 129V128H182ZM181 129V130H182ZM212 129H213V127H212ZM26 130V131H25ZM38 130V131H37ZM47 130V131H46ZM68 130H69V132H68ZM73 131V132H70V131ZM91 130V131H90ZM95 130V129H94ZM94 130L92 131V132H94ZM135 130V131H134ZM149 132V131H151V132H149V134L148 133H146L147 131ZM170 130V131H171ZM257 130H259V129H257ZM24 131V132H23ZM33 131H34V133H33ZM49 131V132H48ZM53 131H55V132H53ZM126 131V132H127ZM138 131H140V132H138ZM13 132V133H12ZM40 132V133H39ZM54 134H53V133ZM58 132H60V133H58ZM75 132V133H74ZM91 132V133H92ZM38 133L41 135L42 134V136H43V138H42V136H40V135H38ZM46 133V134H45ZM47 133H48V135H47ZM52 135H51V134ZM72 135H76V137L78 136L79 138L77 139V138H75V140H74V137L75 136H70L71 134ZM88 134L89 136L90 135H92V134ZM156 133V132H155ZM4 134H5V137H4ZM31 134V135H30ZM34 134V135H33ZM37 134V135H36ZM45 135V138H44V135ZM56 134H58V135H56ZM61 135V137H63V139L64 138H66L68 141H66V142H68V143H66L65 142V140H64V142L63 143H61L62 141H59L63 146H61L60 145V143H59V147H61V151H60V148L58 147V140H55V138L57 139L58 138V136H60ZM50 135V136H49ZM53 135H55V136H53ZM63 135V136H62ZM87 135V136H88ZM147 135H149V136H147ZM151 135V136H150ZM31 136H32V138H31ZM36 136H39V138L38 137H36ZM47 136H48V138H47ZM53 136V137H52ZM88 136V137H89ZM138 136V137H139ZM147 136V137H146ZM12 137V138H11ZM73 138V140H72V138ZM137 137V138H138ZM140 137H142V135L140 136ZM139 137V138H140ZM149 137V138H148ZM151 137V138H150ZM8 138V139H7ZM11 138V139H10ZM52 138V139H51ZM53 138H54V140H53ZM70 138V139H69ZM127 138V139H128ZM137 138H136V140H137ZM144 138H148V140H146V139H144ZM13 139V140H12ZM28 139H30V140H28ZM33 139V140H32ZM44 139V140H43ZM48 139L50 140H52V142H54V143H52V142H50V141H48ZM128 139V140H129ZM11 140V141H10ZM31 140H32V143H31ZM44 143L45 142V140L47 141V142H50L49 143V145L48 146H44L43 145V143L41 142V141ZM61 140V139H60ZM69 140L72 142H70L69 143ZM77 140V141H76ZM133 140V141H132ZM152 140V141H151ZM158 140V139H157ZM232 140H234V141H232ZM232 140L230 139L229 140V144H228V146H229V148L230 149H232L233 147L236 149L238 146L241 148V145H242V150L243 151H241V153H242V156H241V158L243 157V154L244 153H246L245 152V150H246V148H247V151H249V149H248V147H250V146H254V148H256L257 147V149H254L253 147H250V150L252 151V150H254V151H252L253 152V156H254V159H253V161L251 162V164L253 165V163H254V166H251V164H250V167H248L247 168V170H251L252 169V167L254 168V167H257V165H258V167L257 168H254L253 170H251V171H248V172H251V173H249V174H247L248 176L250 175H255V177H253L252 176V182H256V183H254L255 185H253V186H255V188H254V190L256 189H258L257 187H259L261 184H263L264 185V183H262L264 180V151H261V150H264V146H262L261 144H259V143H255L254 145H253V143L251 142L250 143V141L249 140H247L248 142H249V144L247 143V141L246 140H243V144H241L242 142L241 141H238V140H235V138H232ZM13 141V142H12ZM29 141V142H28ZM74 141H76V144H75V142ZM78 141H80V143H78ZM85 141H83V143L81 144V145H85L86 143H85ZM236 141V142H235ZM18 142V143H17ZM38 142H40V143H38ZM57 142V143H56ZM137 142H138V140H137ZM149 143V144H146V143ZM151 142V143H150ZM154 142V143H153ZM234 142V144L236 143L237 145H234V144H232ZM23 143H25L26 144V146H24V144ZM32 144V148H29L30 146H31V144ZM33 143H34V145H33ZM42 143V144H41ZM3 144V145H2ZM29 144V145H28ZM70 144V145H69ZM140 144V145H141ZM247 145L248 147H244L245 145ZM259 144V145H258ZM8 145V149L6 148V146ZM40 145V146H39ZM42 145V146H41ZM52 147H51V146ZM67 145H69V146H67ZM72 145H76V148H75V146H72ZM95 145V148H97L96 147V144H94ZM94 145H92L93 147H91V152H92V155H93V153L95 154L96 153V150L97 149H95L94 148ZM152 145V146H151ZM231 145V146H230ZM233 145V146H232ZM256 145V146H255ZM258 145V146H257ZM37 146H39V148L37 147ZM56 148H55V147ZM68 148H67V147ZM71 146V147H70ZM143 146V145H142ZM237 146V147H236ZM260 146V147H259ZM261 146H262V148H261ZM23 147V148H22ZM25 147V148H24ZM34 147H36V149L34 148ZM49 147H51V148H49ZM63 147H64V149H63ZM38 148V149H37ZM47 148H49V149H47ZM59 148V150H57ZM66 148V149H65ZM73 148V149H72ZM93 148L95 149V150H93ZM139 148V147H138ZM233 148V149H234ZM252 148V149H251ZM259 148V149H258ZM6 149V150H5ZM32 151H31V150ZM56 149V150H55ZM67 149H68V151H67ZM69 149H70V151H69ZM76 149V150H75ZM35 150V151H34ZM46 150V151H45ZM51 150V151H50ZM55 150V153L53 152ZM71 150H73V151H75L74 153H72V151ZM153 150V149H152ZM255 150H256V152H255ZM259 152H258V151ZM3 151H4V153H3ZM7 151V152H6ZM29 151H30V154H29ZM36 151H37V153H36ZM47 151H49V153L47 152ZM58 151H60L59 153H58ZM65 151H66V153L68 152V154H70V155H68L69 157H67V156H65L66 155V153H65ZM250 151V152H251ZM260 151L262 152V153H260ZM2 152V153H1ZM31 152H35L34 154H32L31 155ZM56 152H57V154H56ZM69 152H71V153H69ZM90 152V153H91ZM45 153H48V154H45ZM63 153H65L64 154V156H65V158L67 157V159H69V160H67V159H65L64 158V156H62L63 155ZM30 156H29V155ZM37 154H42L41 156H43V157H41L43 160H48L50 163L48 164V161L46 162V161H43V160H41V159H39L38 157H36V155ZM54 154H56L55 155V157H52V156H54ZM61 156H60V155ZM74 154V155H73ZM258 154H260V155H258ZM35 156V159L33 158V160H32V157H34ZM76 155V156H75ZM263 155V156H262ZM47 156H49L50 157V159L47 157ZM71 156V157H70ZM256 156V157H255ZM258 156V157H257ZM262 156V158L260 159L259 157H261ZM22 157H24L25 159H23V161L26 163H24V162H22ZM244 157H245V154H244ZM243 157V158H244ZM31 160H30V159ZM47 158V159H46ZM54 158V159H53ZM62 158H64V159H62ZM71 158V159H70ZM242 158V159H243ZM18 159H20V161H18ZM26 159H28L27 161H26ZM36 159H38V160H36ZM53 161H52V160ZM60 159V160H59ZM36 160V161H35ZM40 160L42 161L41 163H40ZM55 160V161H54ZM65 160V161H64ZM74 160V161H73ZM76 160V161H75ZM84 160V161H83ZM245 159H243L242 161H244ZM260 160H261V163H260ZM52 161V162H51ZM62 161V162H61ZM70 161V162H69ZM82 161H83V163H82ZM87 161V162H86ZM256 161H258L259 162V164L256 162ZM40 164H39V163ZM46 162V163H45ZM53 162L55 163L56 162V164L54 165L53 164ZM65 162V163H64ZM84 162H85V164L86 163H89V164H84ZM36 163V164H35ZM66 163H70V164H66ZM72 163V164H71ZM84 164V165H82V164ZM256 163V164H255ZM20 164H22L23 165V167L20 165ZM37 164H39V165H37ZM52 166H55V167H51V165ZM60 164H64L63 166L62 165H60ZM79 166H78V165ZM41 165H45L46 167H48L47 168V175H46V173H44L43 171L41 172L40 170H41ZM48 165V166H47ZM60 168V167H63L64 168V166L66 167V168H64V169H57L56 167L57 166ZM60 165V166H59ZM69 165V166H68ZM73 165H75V167L73 168L72 167V170L70 169V171L67 169V167L68 168H71V166H73ZM77 165V166H76ZM82 165V166H81ZM87 165H89V166H87ZM91 165V166H90ZM261 165H263V166H261ZM50 166V167H49ZM82 168H81V167ZM94 168H93V167ZM17 167V168H16ZM22 167V168H21ZM40 167V170H38V168ZM46 167H44V168H46ZM84 167V168H83ZM259 167H260V169H259ZM19 168V169H18ZM51 168V169H50ZM78 168H80V169H78ZM251 168V169H250ZM15 169V170H14ZM43 169V168H42ZM50 169V170H49ZM68 170V171H66V170ZM78 169V170H77ZM92 169V170H91ZM256 169V170H255ZM49 170V171H48ZM54 172H53V171ZM60 170V171H59ZM64 170V171H63ZM74 170H77V171H75V174L73 175V173H74ZM260 170V172H258ZM261 170H263V171H261ZM63 172V175H62V172ZM97 171V170H96ZM253 171V172H252ZM257 171V172H256ZM49 172V173H48ZM54 173V175L52 176L51 174H53ZM60 172V173H59ZM73 172V173H72ZM77 172V173H76ZM255 172V173H254ZM44 174V175H42V174ZM57 173L59 174V175H57ZM65 173H69L68 175L67 174H65ZM71 173V174H70ZM92 173L94 174V177H93V175H92ZM259 175H258V174ZM67 175V176H65V175ZM89 174H91L92 175V177H91V175H90V177H89ZM48 175H50V176H48ZM56 175H57V177L59 176L60 178H57L56 177ZM61 175H62V177H61ZM71 175H72V177H71ZM76 176V177H75ZM49 177V178H48ZM56 177V178H55ZM63 177H64V179L65 180H63ZM67 177V178H66ZM74 177V178H73ZM87 177H89V178H87ZM258 177H262L261 179H262V182H261V180H260V178H258ZM43 178V179H42ZM44 178H45V180H44ZM52 178V180H53V183H51L52 182V180H50ZM91 178H92V180H91ZM254 178H255V180H254ZM21 179H24V180H21ZM30 181H29V180ZM34 181H32V180ZM49 179V180H48ZM85 181H84V180ZM191 178H189L188 179V185L189 186H191V188H192V186H193V188L195 189V188H197V189H193L194 191H198V193H199V195H201V191H202V189L200 188V186L198 185L199 183H198V181L197 180H190ZM258 179V180H257ZM29 181V182H26V181ZM48 180V181H47ZM59 180V181H58ZM88 182H91L89 185L86 183L87 181ZM190 180V181H189ZM35 181H38V182H36L35 183ZM42 181V182H41ZM56 181V182H55ZM58 181V182H57ZM82 181V182H81ZM194 183H193V182ZM196 181V182H195ZM260 181V182H259ZM25 182H26V184H25ZM30 182H31V185H29L30 184ZM32 182H33V184H32ZM47 182V183H46ZM85 182V183H84ZM193 184H192V183ZM258 182V183H257ZM37 184V183H39V185L37 186V185H35V184ZM47 184V186L45 187V185ZM54 183H56V184H54ZM84 185H86V188L85 189H87L88 190V193H87V190H85L84 189V186H82V184ZM191 183V184H190ZM260 183V184H259ZM45 184V185H44ZM48 184H50V186H48ZM52 184H54L53 186L54 187H52L51 188V185ZM194 184H196V185H194ZM26 185H29V186H27V187H30V188H27L26 187ZM35 185V186H34ZM41 185V186H40ZM258 185V186H257ZM188 186V187H189ZM195 186V187H194ZM33 187V188H32ZM39 187V188H38ZM44 187H45V189H44ZM59 189H57V188ZM80 187H83L82 188V191L80 192L79 190H81L80 189ZM26 188H27V190H29V191H27L26 190ZM36 188V189H35ZM43 188V189H42ZM40 189H42V190H40ZM200 189V190H199ZM49 191V190H52V191H50V192H53L51 195H50V197H53V201L51 202V203H46V201L47 200H49L48 199V197L49 196H47V195H43L44 194V192L45 191ZM92 190V191H91ZM256 190H255V194L256 195H258L259 196V194H260V196H259V198L260 197H263L264 196V193L263 192H256ZM25 191V192H24ZM41 191V192H40ZM44 191V192H43ZM84 191V192H83ZM26 192H28V194L26 193ZM30 192V193H29ZM43 193V194H42ZM84 193V194H83ZM92 193H94V195L92 194ZM198 193H197V196L199 197V195H198ZM22 196H21V195ZM26 194V195H25ZM40 194V195H39ZM55 194V195H54ZM86 194V195H85ZM15 195V196H14ZM44 197H43V196ZM52 195H54V196H52ZM82 195H85L84 197H82ZM256 195H254V196H256ZM10 196V197H9ZM19 196H21V197H19ZM29 196V197H28ZM38 196V197H37ZM56 196V197H55ZM88 196H91V198L89 197V198H87ZM94 196V197H93ZM254 196L252 197L253 199H254ZM35 197V198H34ZM61 197H63L62 199H61ZM257 197V196H256ZM255 197V198H256ZM5 198V199H4ZM8 198V199H7ZM10 198V199H9ZM23 200V202H25L26 200H28L27 202H25V203H23L22 201H21V199ZM24 198H26V199H24ZM86 198H87V200H86ZM93 198V199H92ZM95 198V199H94ZM99 198H101V199H99ZM4 199V200H3ZM19 199H20V201H19ZM45 199H47L46 201H45ZM75 198H73V200H74ZM18 200V201H17ZM59 200H64V201H59ZM95 200V202L93 203V201ZM103 200V199H102ZM263 200V203H259V204H257V203H251L250 205H252V206H250V207H248L249 208V210L251 211H255L251 216L253 217V219H255L258 215H262V216H264V208H262V207H264V199H262ZM261 200V201H262ZM4 203H3V202ZM15 201V202H14ZM35 201L37 202L36 204H35ZM198 201H200L201 202V199H200V197L198 198V200L195 202H193V204H189V206L187 205L186 207H188V209L186 208V207H184V212H187V210H188V213H194L195 215H197V213L198 212H196V210L198 211L199 210V208L200 207H198V204L200 203H198ZM7 202H11V205L8 203L7 204ZM16 202H18L17 204H16ZM20 202V203H19ZM29 202H31V203H29ZM39 202H41V203H39ZM54 202H56V204L54 203ZM70 202H72V203H70ZM101 202V201H100ZM13 203H14V205H13ZM21 203H23V204H21ZM33 203H34V206H33ZM53 203V205H51ZM59 203H60V205H59ZM26 206H25V205ZM32 204V205H31ZM37 204H38V206H37ZM45 204V205H44ZM64 204V205H63ZM197 204V206L195 207V205ZM255 204V205H254ZM263 204V205H262ZM9 206V208H8V206ZM27 205H28V207H27ZM44 205V206H43ZM50 206V208L51 209H49V206ZM55 205V206H54ZM67 205V206H66ZM194 205V206H193ZM260 205H262V206H260ZM7 206V207H6ZM41 206H43V207H41ZM47 206V207H46ZM59 206V207H58ZM63 206V207H62ZM71 206V207H70ZM99 206V207H98ZM199 206H200V204H199ZM256 208H255V207ZM30 207V208H29ZM39 207V208H38ZM53 207H56V208H54L53 209ZM62 207V208H61ZM65 207V208H64ZM98 207V208H97ZM191 207L193 208V207H195V208H193V209H191ZM253 207V208H252ZM258 207V208H257ZM262 208V210H259V209H261ZM5 208H7V209H5ZM45 208L46 209H48V210H45ZM64 208V209H63ZM69 208V209H68ZM72 208V209H71ZM41 209V210H40ZM63 209V210H62ZM68 211H67V210ZM71 209V210H70ZM185 209H186V211H185ZM190 209H191V211H190ZM196 209V210H195ZM258 211H256V210ZM30 210V211H29ZM45 212H44V211ZM49 210H52V213H51V211H49ZM70 210V211H69ZM99 210V209H98ZM218 210V209H217ZM42 211H43V213H42ZM47 211V212H46ZM49 211V212H48ZM63 211L65 212V213H63ZM67 211V212H66ZM190 211V212H189ZM219 211H221V209L219 208ZM251 211V212H252ZM259 211H261L260 213H259ZM54 212V213H53ZM58 212V213H57ZM69 212V213H68ZM73 212V213H72ZM36 213V214H35ZM42 213V214H41ZM46 213V214H45ZM61 214V216H60V214ZM68 213V214H67ZM39 214H41V215H39ZM50 214V215H49ZM53 214V215H52ZM59 214V215H58ZM76 214V215H75ZM81 214V215H80ZM256 214V215H255ZM54 215H58V216H54ZM80 216V218H79V216ZM203 215H204V213H202V215H201V218L203 217ZM253 215H255L256 217H254ZM35 216V217H34ZM38 216H40V217H42L43 218V220H41L40 219V217H38V219H37V217ZM52 216V217H51ZM60 216V218H57V217H59ZM65 216V217H64ZM66 216H70L71 218H72V220H73V218H74V220L72 221L71 220V218L69 217H66ZM73 216V217H72ZM2 217H3V219H2ZM54 217V218H53ZM77 217V218H76ZM82 217V218H81ZM98 217V216H97ZM204 224H207L208 223V221H207V219H206V215H204ZM8 218V219H7ZM53 218V219H52ZM57 218V219H56ZM76 218V219H75ZM78 218H79V221H78ZM101 218L102 217H100L99 219L101 220ZM25 219V220H24ZM33 219V220H32ZM68 219V220H67ZM35 221V220H37L38 222H42V223H38L37 221H35L34 223H33V225H32V222L31 221ZM41 220V221H40ZM45 220V221H44ZM51 220H52V222H51ZM54 220V221H53ZM58 222H57V221ZM4 221V222H3ZM69 221H71V222H69ZM76 223H75V222ZM207 221V222H206ZM26 222V223H25ZM36 222H37V225H35L36 224ZM43 222H45L44 224H43ZM47 222V223H46ZM50 222V223H49ZM55 222V223H54ZM60 222V223H59ZM65 222V223H64ZM29 223V224H28ZM52 223H53V225H52ZM59 223V224H58ZM74 223V224H73ZM78 223V224H79ZM43 224V225H42ZM47 225V227H46V225ZM42 225V228L41 227H39V226H41ZM49 225V226H48ZM51 225V226H50ZM56 225V226H55ZM83 224H81L79 227H81V228H79L82 232H80L81 234L79 235V238L78 239H80L81 237H83V236H85L86 235V233L84 232L85 230H84V227L82 228V226H84ZM34 226H36L35 228H34ZM72 226V227H73ZM69 227H71L70 225H69ZM68 227V228H69ZM77 227V225L75 226V228ZM43 228H47L46 229V231H44V229ZM35 229V230H36ZM84 231H83V230ZM222 229H224V226L222 227ZM228 228H226L225 227V229L224 230H222L221 232H222V234H223V237H226L228 234L230 235H228L227 237H229V238H231V234L232 233H227V232H229L228 230H227ZM25 231V232H24ZM226 231V233H227V235L224 233ZM24 232V233H23ZM31 232L33 233L32 234V237H30L31 236ZM83 232H84V235H83ZM3 233V234H2ZM37 233V234H38ZM36 234V235H37ZM38 234V235H39ZM0 235V236H1ZM13 235V236H12ZM36 235H35V237H36ZM46 235V234H45ZM225 235V236H224ZM252 236V237H251ZM256 235H253V234H251L250 235V233H249V235H248V237H251V238H249V240H252L254 237H255ZM13 237H14V239H13ZM1 238V237H0ZM259 238V237H258ZM16 240V241H15ZM254 240V239H253ZM260 240V239H259ZM14 241V242H13ZM203 243H202V242ZM240 242V241H239ZM200 243H201V245H200ZM13 244H14V246L15 247H13ZM23 244V245H22ZM198 245L199 246H203L204 245V240L203 239H200V240H198ZM261 245H263L264 246V244H261ZM70 246V245H69ZM47 248V249H45V248ZM49 246H43L42 247V254H43V257H45V255L50 251V247L48 248ZM26 249H28V250H26ZM17 250V251H18ZM44 250V251H43ZM46 250V251H45ZM17 251H14V252H16L17 254H18V252ZM99 251V252H98ZM95 250L94 251V253L90 256V255H88L89 257H91L92 258V260L91 259H89V257H87V258H85V263H87V264H99V263H101L105 258H106V260H104L101 264H109L107 261H108V256L107 255H104L103 254V252H101L100 250ZM264 250L262 249V252L260 251V253H259V251L255 254V256H257V257H255V264H264V257H262V255L264 256V252H263ZM24 252V253H23ZM35 252V251H34ZM34 252H32V253H34ZM96 252L98 253V254H96ZM101 253V254H100ZM194 254H195V252H193ZM261 253H263V254H261ZM35 254V253H34ZM103 254V255H102ZM194 254H192V256H194ZM95 255V256H94ZM166 255H169V254H166ZM261 255V256H260ZM100 256H102V258L100 257ZM103 256H104V258H103ZM258 256H259V258H258ZM100 257V258H99ZM27 258H29V257H27ZM256 258H258V260L261 258V260H259V262H257L256 260ZM30 259V260H29ZM29 259H26V260H16V261H12V263H10V264H28V263H30V264H36V263H34V260L32 259V258H29ZM33 261H32V260ZM87 259V260H86ZM182 259V258H181ZM93 262V260H94V262L93 263H91V261ZM98 262H97V261ZM100 261V262H99ZM183 263H182V262ZM18 262V263H17ZM20 262V263H19ZM23 262V263H22ZM89 262V263H88ZM129 263V261H127V264ZM178 263L179 264H186L185 263V258H184V260H178ZM84 264V263H83ZM118 264V263H117Z\"/></svg>",
    "mask_w": 264,
    "mask_h": 264
}]
</instances>
